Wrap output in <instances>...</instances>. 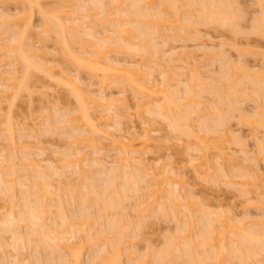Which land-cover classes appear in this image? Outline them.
I'll list each match as a JSON object with an SVG mask.
<instances>
[{
    "label": "rangeland",
    "instance_id": "374dc122",
    "mask_svg": "<svg viewBox=\"0 0 264 264\" xmlns=\"http://www.w3.org/2000/svg\"><path fill=\"white\" fill-rule=\"evenodd\" d=\"M105 2L107 1V0H104ZM104 1H103V4L104 5H108V4H110V2L108 1V2H106V4L104 3ZM179 1H182V2H184V1H186V0H179ZM193 1V0H192ZM200 1V0H199ZM258 1H261V0H233V2H236V3H234L233 4V2H231V0H230V2L232 3V5L233 6H235V8H238L237 10L238 11H236V15L238 14H240L241 15V20H237L236 22H239L236 26H234L235 28L236 27H238V28H236L238 31H236V33L235 32H233L229 27H221V24H220V26L218 25V24H209V25H203V23L202 24H200L199 26H195V29H196V27H199V30L201 31L200 33H201V35L200 36H202L201 37V39H203V42H204V45H208L207 47H214V46H217V43H218V45H221V43L223 44L224 43V45H227L225 48L227 49L226 51H228L227 52V54H225V56L224 55H221V56H215L214 57V55H209V54H207L206 55V53H204V52H202L201 50H200V46H198L199 44H201V46H202V43H197V42H193V40L192 41H189V39L190 38H187V37H185L184 39L180 36V38L179 39H181L182 38V40H177V39H175V34L173 35V30H176V28L178 29V24H181V22L179 23H176L175 25L176 26H173V27H171L173 24H172V22L174 21V20H170L171 18H167L168 16H170V15H166L165 16V18H167L166 20H168V21H163L164 23H162V26H160L161 28H162V31L161 30H158L159 31V34H158V32H156L157 30V28L155 29V28H151V26L152 27H154V26H156L157 24V21H155V22H153L152 20H149V21H152L153 23H150V25L148 24V25H146V26H148V28H149V31H147V37L145 38V40H143L142 41V43H140V44H138V38H136V41L135 40H132L133 42H134V44H138V45H142V46H145V47H143L144 49H149L150 50V52L151 53H153V54H157L158 52L160 53H158L157 54V56L155 55L154 57H153V59H151L150 58V56H147V55H145V56H143L140 52H137V54L138 53H140V55L141 56H143L144 58H141V60H140V57H138L137 56V54L135 53L136 51H134V52H132V50H130V49H126L127 51H125L124 49L123 50H121V51H123V52H121V53H119V51H118V53H116V52H112L111 51V54L108 56V57H111L112 56V58L111 59H115L116 61H117V59H120V60H118L119 62L121 61L122 63H124L126 60V63L125 64H131V65H129V66H134V64L136 65V63H138L139 64V66L140 65H142V69H144V67H146L145 68V72H144V70H143V74L141 75V73H139L140 71L138 70L137 71V69H135V71H134V76L136 75V79H137V74H140V75H138V77L140 76V78H142V80H145V79H147V80H145V81H148V84H149V81L152 79V81H154V82H158L157 84H159V83H161V73H160V75H159V68H158V70L159 71H157L156 72V67H155V65L153 64V62L156 60V58H158V57H160L159 58V62H157V63H159V66H160V64H161V66L162 67H164L163 66V64L165 63V62H168L169 60H170V58H175V57H172V56H174L176 53L177 54H179V53H185V54H182L183 56H184V58H183V56L182 57H180V58H182V59H184L183 61H179V60H177L178 62H176V61H172L173 63H171V60L169 61L170 63H171V65H173L172 66V68L174 69H172L171 70V72H173V73H175L176 75H178L179 74V76H177V79H178V77H180L179 79H180V86L178 85L177 87H178V89L180 90V88H181V94H179L176 90H178L177 89V87H176V85H177V82L176 83H173V84H170L171 85V90L173 89H175V91L178 93V95H176L177 93H175V99H174V101L176 100V98L177 97H179V98H183L184 97V95H186V93L183 91V89H185L187 86L185 85V84H188L189 82H191L192 83V81H189L188 83L186 82V80L188 79H190L189 77L190 76H192V75H194L195 73L193 72V73H191L192 71H194V70H196V72L198 73V75H200V73H201V78L203 77V79H204V81L203 82H205V84L203 83V87L201 86H199L200 88H194L195 89V91H196V95H197V97H195V95H194V97H195V99H194V102L192 103V104H190V105H187V100L185 101H182L181 99V101H179V104L181 103V105H184V107L185 108H183V106H182V108L181 109H177L176 111L174 110V115H176V113H177V115H179V116H181V114H182V116L184 115V118H182V119H185V120H182L183 122H186V123H184L183 124V122L181 121V123L183 124V126L186 128V129H190L189 131H191V132H194L195 134H196V132L200 129L199 128V126L201 125V123H205V120H204V118H207V119H209L208 120V122H209V124H208V122L205 124V125H203V126H200V127H203V128H201V130H205V126L206 125H209L210 126V128H212L214 125L216 126V128L215 129H219L220 131H223V130H228L229 132L231 131V132H233L232 134H236L235 136H237V135H239V136H241L242 138H243V143H245V144H243V146L245 147L244 148V150L247 152V154H246V156H248L247 158H250V160L252 159V161L251 162H249V163H247V164H245L247 167H248V165L250 164V165H258L259 166V168L262 170V172L264 173V130L263 129H261V128H259V129H257V127H259V126H254V125H252L251 123L252 122H250V120L251 119H253L252 117H254V115H255V113L256 112H258V111H261V109L262 108H264V91H259L258 93H255L254 92V89H256V88H254V85H253V82L252 83H250L249 82V80H247V81H245L246 79H248V78H245V80H244V76L245 75H243V72H236V74H234L235 75V77L234 78H236V83H237V86H236V89L239 91L237 94H239V96L241 97V98H239L238 96H237V101H239L238 103H236L237 104V108H239V110L237 109V108H235L236 110H234V111H231L230 112V114H227V116H226V113H228L227 111H224V112H226L225 114H224V126L222 125V127L220 128L218 125H220V124H222L221 122L222 121H220V120H217V116H218V113H217V116L215 115V110L217 109V107H215L216 105H218L217 104V102L219 101L218 100V95H216L215 93H213L212 91H210V90H208L207 88H204L205 86H206V84H208L209 83V88H211L212 86L214 87L215 85L217 86L216 88H218V84H219V82L221 83V84H224L225 83V86H224V92H226V89L225 88H227L228 87V85L230 84V83H228L227 82V80H226V82L224 81L225 80V78L223 77V73H225L226 71H229V69H225L226 71L225 72H223V68H222V66H224L222 63H224L225 64V62H227V60L226 59H228L229 58V60H231V62H233V64L235 63H237V62H239L238 60H240V58H241V56H242V58H241V60L240 61H244V63L246 62V64L248 65V67L251 69V68H254L255 66H257L259 69H262V65L264 66V53H262V52H264V37L263 36H260V35H255V33L253 32V26L252 25H254L255 24V19L257 20L258 18H260V16H262V11H263V9H261V8H264V7H260V3H262V2H259L258 3ZM263 1V0H262ZM23 2V1H22ZM21 2V0H0V17H2V13H8L9 15H11L12 16V20H11V23L12 24H15L14 22L17 20H15V19H13V16H18V18H19V16L22 18V17H25V15L29 12V13H31L29 10L31 9L30 7H32V5L30 6V4L28 3V2H23L22 3ZM96 2V0H37V4L38 5H36V3L33 5V7H32V18L33 19H31V21H32V28H31V30H30V28H29V30H30V32L28 33L29 34V40H30V42H28L32 47H35L34 49L36 50V49H38V51H40V49H42L41 50V52H43V53H48V55H47V57H48V59H47V57H46V63H47V61H49L48 63H49V65H47L48 67H51V65H52V67H51V69L52 68H54V70L52 69V71H50L49 72V70H51V69H47V67H45V65H46V63L45 62H42L41 60H40V58L38 59L39 61H37V63L38 62H40V63H42V65H43V70H40L39 68L42 66H39L36 70H38L39 69V71H35V69H31L30 70V72H28V74H29V76H27V78H26V83L28 84L27 86H29V90L27 91V90H23V92H21L19 95L20 96H18V98L17 99H15L14 97H13V100H12V97H10L11 95L10 94H12V93H10L9 94V92H8V95L7 96H9V98L7 97V101L8 100H12V102H9V103H11V106H10V108H9V103L8 102H5V103H3V115L2 116H0V117H4L5 118V120L2 118L1 119V121L2 120H4V121H6L7 120V122H3L4 123V125L2 124V122L0 121V124H2V126H0L1 128H0V136H1V134H4L5 135V133H1L3 130H5L4 128L5 127H7V125L9 126L10 125V127L9 128H11L12 127V129L14 130V132H13V134H14V137H15V140H16V142H18L20 145L22 144V143H24V144H22V146L21 147H23L24 148V150H25V152L24 153H27V156L26 157H29V159L30 160H33L34 162H40L41 164H42V167L45 169V173L46 174H48V180L46 181V183H47V185L49 184V185H51L47 190H49V191H47L46 192V194L47 193H50V194H47L46 196H45V198L46 199H49V200H47L46 202H47V204L48 205H51L52 206V208H51V206H50V209H51V211H54V213L56 212V214H55V218H57L56 217V215H57V209L56 208H58V207H55V205L53 204V202L54 201H56L57 200V198H62V200H63V202H64V204L66 205L65 206V208H66V214H71V215H73V213H75L74 215H76V214H78V213H80V211L82 212V210L83 211H85L84 210V207H83V209H82V205H80V203H79V197L83 194V193H85L86 191H87V186L89 185V183H90V181H91V178L95 181H98V180H100V181H98V183L99 184H104V182L108 179L106 176H107V171L106 170H108V169H110V168H112L111 170L113 171L114 170V167L117 165L118 167H119V165L120 164H122V163H119V162H121V161H119V160H121V156H118L117 155V153H116V151H118L119 149H120V147L119 146H116L117 144H114L113 145V143H112V141H110L109 142V138H107V137H105V135L103 134V132H106L107 134L109 133V134H111L112 133V139L113 138H116V140H117V135L118 136H120V135H124L126 138H127V140H125V142L124 143H130L131 142V140H135L134 141V144H135V146H136V148H135V146H134V150L135 149H137L139 146H141V145H143L142 143L146 140V135L148 134L146 131H148L149 133H150V135H151V137H152V141L151 142H149V147H147L146 148V150L145 151H142V153H140L136 158L137 159H139L140 161H143V162H146L145 164H149V166H152V168H153V171H154V174L156 173H159V170L160 169H162L164 166H168L169 165V167L168 168H172V171L175 173V176H171V181L172 182H175V183H181L182 181H183V185L186 187V189L187 190H189L187 193H191L192 195H193V198H194V201H195V199H196V201L198 202V200L200 201V202H202V201H205L204 202V204H207V206H208V208H211V210H209L208 208V210L209 211H212V209H213V207L215 206V208L214 209H220V207H222V211L223 212H221L220 214H222V213H224V211L226 212V214H227V212L228 213H230V214H228V215H231V217H232V219H235V220H245V226H242V227H238L237 226V228H234L233 229V232L232 231H230L231 233H234L233 234V236H234V239H235V237L236 236H239L240 235V231H239V229H248L249 230V228L251 229V228H255V225H251L250 226V220H248V218L249 219H252L253 218V220H256V219H259L260 220V218H261V220L262 219H264V211L262 212V210H264V204H262L263 203V201H262V203H261V200H264L263 198H264V187L263 188H261L260 190L259 189H257V190H259L260 191V193H262V195H263V197H262V195L259 193H255L254 195L253 194H251L249 197H250V200H249V198L246 196H244V195H242V193L240 194V191L238 190V189H241L243 186H239V185H237L238 183L240 184L241 182H242V180L244 179V178H242L241 176H242V174H244V171L247 169V167H246V169L245 168H243L242 167V169H240V167H236L235 168V166L232 168V164H230V162L229 163H226V162H228V161H226L225 163V165L224 164H222V165H220V166H222V167H220V168H218V163L216 162L215 164H218V165H216L215 166V168H218L217 169V171L216 170H213V169H211V171L210 170H208L207 172H205V173H203V174H205V175H201V174H199L195 169L197 168L196 166H193V165H196V163H197V166L199 165L198 164V162H195V164H194V162H193V164L191 163L192 161L190 160V159H192L193 160V158L192 157H190V155H195L196 156V154H198V153H196V154H193V152L195 151V152H197L196 150H198L201 146L200 145H202L201 144V142H199L198 141V136H200V137H202L201 135H203V134H200L199 133V135L197 136V138H195L194 136H192V138L194 137V139H192L191 137H185V136H180L178 133L179 132H175V128H174V130H173V128H172V125H170L169 123H170V121L169 120H165L164 118L163 119H161L162 117L161 116H157V115H153L152 113L153 112H157L158 113V111H156L157 110V106H158V104L157 103H159L160 104V100L162 99H160L159 97H156V96H153L152 95V93L151 94H149V95H151L152 97H148V95H146V99H147V101H148V98H149V101H150V98H152V101L153 102H156L157 100H159V102L157 101L156 102V105H155V103H154V106H153V104L150 106V105H148V107L150 108H146L147 106H142L143 107V109L141 108V106H139L138 107V101L140 100V98H139V100H138V97H140L141 96V94H142V92H141V94H139L140 96H137L135 93H137V92H133L132 90H130V88L128 87V86H126V84H125V82H120V80H121V78H123V76H122V74L120 75L121 76V78H120V76H119V74H118V76H116V78H120V80L118 81V80H115L116 78H115V74L116 73H113V74H111V73H108V72H106V73H108V75H109V79L107 80V76L105 77L106 78V80H105V78H104V81H103V78H102V75L103 74H101V76H100V74L99 75H96V73H94V72H92V71H90V69H88V68H86V69H82V68H80L81 66H79L78 67V65H77V63H73L74 61L72 60V58L71 57H69V56H66L67 54L65 53V51L63 52V50H62V52H61V47H60V45H59V43H61L60 41H61V38H58V37H61V36H59V34H58V32H57V29H55V30H53L52 32H47V33H49V34H47V35H45V34H43L42 32H44V21L42 20V19H44V17L42 16V15H40V12H41V10H43L42 12L43 13H46L47 14V12H48V14H51V16L52 15H54V16H58V17H62L61 19H65V20H63L64 21V24H66V25H64L63 24V28L64 29H66V30H71V31H66V32H68V34H66L65 32H64V29H63V32L65 33V37L67 38L66 40L68 41V38L71 36V34L73 35V33L75 34V31H76V34H77V32H78V30H77V27L78 26H80V24L82 25V26H80V28H82L83 29V27H86V25H88V23H90L88 20V23L85 25V22H86V18L88 19V18H90V17H87L88 15H89V13H88V15L86 16V12H84V11H86L85 9H84V6L86 5V6H88L89 4V7L90 6H95V4H97V3H95ZM157 2V1H156ZM181 2V3H182ZM196 2V1H195ZM264 2V1H263ZM86 3V4H85ZM160 3V2H159ZM157 4H158V2H157ZM84 5V6H83ZM111 5H113V4H111ZM115 5V4H114ZM113 5V7H115ZM155 5V4H154ZM178 5H180L179 3H178ZM36 6H37V8H36ZM110 6V5H109ZM108 6V8L109 9H113V7L111 6V8ZM130 5H128V7H129ZM156 6H158V5H155L154 7H155V9L157 8L158 9V7H156ZM261 6H264V3H263V5H261ZM38 7H41V9L40 8H38ZM91 7V8H92ZM62 8V9H61ZM88 8V7H87ZM86 8V9H87ZM116 8V7H115ZM127 8V7H126ZM124 6H123V10H125L126 9ZM175 8V7H174ZM233 8V7H232ZM38 9H40V10H38ZM58 9H59V11L60 10H62V11H58ZM128 9V8H127ZM130 9H131V7H130ZM133 10V9H132ZM132 10H130L129 11V9H128V12L125 10V11H123V12H119V13H126V14H121V17H119L118 19H120V18H122V16H126L127 14H129V13H131L132 14ZM150 10H153V9H150ZM39 11V12H38ZM45 11V12H44ZM59 13H58V12ZM115 11V10H114ZM132 11V12H131ZM56 12L59 14H57L56 15ZM73 12V13H72ZM97 12V11H96ZM153 12H157V11H155V10H153ZM170 12H173V11H170ZM238 12H240V13H238ZM28 13V14H29ZM60 13H61V15H60ZM91 13V12H90ZM94 14V15H93ZM96 14L93 12L92 13V16L94 17ZM133 15H134V17L132 18V16L130 17H123L122 18V20H125V19H128V21L130 20L131 21V19L130 18H132V19H134L135 18V14H134V12H133ZM28 16H31V14L30 15H28ZM50 16V15H49ZM86 18H85V17ZM43 17V18H42ZM92 17V18H93ZM97 16H95L94 18H96ZM102 17V20H103V18H104V16H101ZM118 17V16H117ZM240 17V16H239ZM239 17L237 18V19H239ZM15 18V17H14ZM57 18V17H56ZM78 19V21L77 22H75V20L74 19ZM84 18V19H83ZM114 18H116V17H114ZM152 18V17H151ZM76 19V20H77ZM97 19H99L98 21H94V19L92 20L93 22H95V23H93L92 25H93V31H95V32H93V33H95V35H96V38H98V40H100L99 38H103L104 36H107V35H111L110 37H113L114 35H116V34H113L111 31H112V27L110 26L111 24H108L107 25V22H106V25H105V23L102 25L101 24V22H100V17L99 18H96V20ZM135 19H137V18H135ZM139 19V18H138ZM68 20V21H67ZM69 20H71V22L69 21ZM177 20V19H176ZM2 21H3V19L1 20V18H0V25H2V24H4V23H2ZM18 21V20H17ZM83 21V23H81ZM127 21V20H126ZM139 21H141L140 19H139ZM148 21V20H147ZM67 22H70L69 24L67 23ZM100 22V23H99ZM144 22H145V20H144ZM170 23V24H172V25H168L167 23ZM73 23V24H72ZM109 23V22H108ZM147 23V22H146ZM155 23V24H154ZM160 23V22H159ZM196 23V22H195ZM75 24H76V26H75ZM85 26H84V25ZM154 26H153V25ZM161 24V23H160ZM163 24H165L164 26H163ZM10 25V27H12V25L11 24H9ZM16 25V24H15ZM20 25V24H19ZM67 25H70V26H68L67 27ZM72 25H73V27L75 28H73L72 27ZM130 25V28H131V24H129ZM4 25H2V27H3ZM8 26V25H7ZM21 26V25H20ZM103 26V27H102ZM105 26H106V29L108 28V33L107 32H105ZM132 26H133V24H132ZM180 26H183V23H182V25H180ZM15 28H17L16 26H14ZM19 27V26H18ZM90 27V26H89ZM89 27H87V28H89ZM126 27V26H125ZM127 27H129V26H127ZM126 27V28H127ZM159 27V26H158ZM164 27H168V29H165L166 31H168L169 32V28L171 29L172 28V36L171 37H173V39H175V41L177 42V43H175L174 41H171V40H167L165 37H167L168 35H169V33L168 32H164L163 30H164ZM15 28H12V30L14 31L15 30ZM22 28H24V27H22ZM22 28H21V30H22ZM57 28V27H56ZM79 28V27H78ZM161 28H159V29H161ZM84 29H86V28H84ZM90 29V28H89ZM89 29H87V31H89ZM92 29V28H91ZM127 29H129V28H127ZM132 29H134V26H133V28H131V30ZM155 29V30H154ZM17 30H19V29H17ZM72 30H74V31H72ZM114 30V29H113ZM148 30V29H147ZM154 30V31H153ZM4 31V30H3ZM13 31H10L9 30V32L8 33H10V32H13ZM84 31V30H83ZM82 30L80 31V32H82L83 34L85 33V35L86 36H84L83 38H84V40H85V38H87L88 37V39L87 40H89V34H90V32H89V34H86V32H83ZM86 31V30H85ZM107 31V30H106ZM109 31H110V33H109ZM137 31V30H136ZM144 31V33L146 32L145 30H143ZM190 32H191V30H189ZM189 31H188V34H187V36H190L189 35ZM28 32V31H27ZM72 32V33H71ZM114 32V31H113ZM155 32V33H154ZM163 32V34L161 35V33ZM8 33L7 34H3V32H2V30H1V27H0V45L2 46V43L4 42V41H2V39L3 38H5L6 40L8 39H10L11 40V37L9 38V36H11L12 35V33L11 34H9L8 35ZM15 33V32H14ZM13 33V35H15ZM69 33H70V35H69ZM92 33V32H91ZM137 33H140V32H138L137 31ZM137 33H135V31H134V34H137ZM143 33V35L145 36V34ZM154 33V35H152ZM157 33V35L155 36V34ZM185 33V32H184ZM254 33V34H253ZM3 34V35H2ZM26 34V33H25ZM79 34V33H78ZM141 34V33H140ZM167 36H166V35ZM12 35V36H13ZM27 35V34H26ZM25 35V36H26ZM82 35V34H81ZM81 35H79V37L78 38H80V36ZM89 35V36H88ZM118 35V34H117ZM117 35L115 36V37H117ZM122 35V34H121ZM161 35V36H160ZM165 35V36H164ZM177 35H179V34H177ZM176 35V36H177ZM186 35V34H185ZM28 36V35H27ZM124 36V35H123ZM129 36V35H128ZM127 36V37H128ZM144 36H142V34H141V36L138 34V36H134V37H139V41H141L140 40V37H144ZM163 36V37H162ZM204 36H205V38H204ZM15 37V36H14ZM109 37V36H108ZM109 37V38H110ZM115 37H113V39L115 38ZM126 37V36H125ZM179 37V36H178ZM191 37H193V36H191ZM210 37V38H209ZM26 38V37H25ZM92 38V37H91ZM90 38V41L92 42V43H94L95 42V40H97V39H95V40H93V39H91ZM95 38V37H94ZM163 38V39H162ZM164 38H165V40H164ZM169 38V37H168ZM187 38V41H185V39ZM208 38V39H207ZM27 39V38H26ZM70 39V41L72 40L71 38H69ZM105 39H107V37L105 38ZM210 39H211V42H213L214 44V46L212 45V43L210 42ZM213 39V40H212ZM5 40V41H6ZM8 40L6 41V42H8ZM9 40V41H10ZM58 40H60V41H58ZM93 40V41H92ZM98 40L95 42V43H97L98 42ZM102 40H104V39H102ZM191 40V39H190ZM208 40V41H207ZM215 40V41H214ZM26 41V40H25ZM70 41H68L69 43H70ZM81 41V42H80ZM110 41H111V39H110ZM165 42V44H164V42ZM179 41V42H178ZM181 41H184V42H182L181 43ZM78 42V41H77ZM85 42V41H84ZM83 42V43H84ZM132 42V43H133ZM216 42V43H215ZM73 43L74 42H72V43H70L71 44V46L73 45ZM79 43H82V40L80 39L79 40ZM86 43V42H85ZM88 43V42H87ZM206 43V44H205ZM235 45H234V44ZM4 44V43H3ZM98 44V43H97ZM216 44V45H215ZM234 45V47L236 46V44H238V46L237 47H241L240 48V50L242 49V50H244L245 51V49L246 50H248L247 51V53L246 52H244V51H242V53H243V55H242V53H239V52H236V50H235V48L234 47H232V45ZM75 47H74V45H73V47H71L72 49H73V53L75 54V56H77L78 54H80L81 53V51L83 52V54L81 53V55L82 56H85V57H83V58H85L86 59V56H87V59H89L91 56H89L88 54H87V52L90 54V52L88 51V50H92V51H94L93 49H92V47H91V49H90V46L88 47V48H86V49H84L85 47L82 45V48H80L81 46V44H76L75 43ZM89 45V44H88ZM152 45L154 46V48H152ZM229 45H230V47H232L233 49H231L230 47H229ZM133 46H135L136 47V45H133ZM142 46H138L140 49L142 48ZM159 48H158V47ZM138 47H137V49H138ZM198 47H199V49H198ZM219 47V46H218ZM236 47V48H237ZM93 48H95V47H93ZM115 48V47H114ZM173 48L175 49L174 51H173ZM224 48V47H223ZM82 49V50H81ZM96 49V48H95ZM134 49V48H133ZM156 49V50H155ZM158 49V50H157ZM27 50V49H26ZM80 52H79V51ZM87 51L86 52V54L84 53L85 51ZM135 50V49H134ZM200 50V51H199ZM225 50V49H224ZM250 50V51H249ZM37 51V50H36ZM91 51V52H92ZM139 51V50H138ZM148 51V50H147ZM171 51V52H170ZM237 51H239V50H237ZM41 52H39L40 54H41ZM78 52V53H77ZM130 52L132 53V54H130ZM249 52V53H248ZM42 53V54H43ZM103 53V52H102ZM102 53H100V54H102ZM105 53H107V52H105ZM108 53H110V52H108ZM114 53V54H113ZM125 55H124V54ZM149 55H150V53L149 52H147ZM175 53V54H174ZM186 53L189 55H187L189 58H186L185 59V57H187V56H185L186 55ZM204 53V54H203ZM246 53V54H245ZM262 53V54H261ZM28 54V53H27ZM32 54V57H33V59L35 60V62H36V59L39 57V55H38V57L37 56H33L34 54L36 55V53L34 52V53H31ZM31 54H28V55H31ZM120 54V55H119ZM127 54V55H126ZM130 54V55H129ZM133 54H136V56L137 57H135V55L133 56ZM169 54V55H168ZM172 54H174V55H172ZM2 55V54H1ZM0 55V56H1ZM50 55V56H49ZM106 55V54H105ZM192 55V56H191ZM241 55V56H240ZM262 55V56H261ZM11 56V55H10ZM46 56V55H45ZM127 56H130V57H127ZM147 56V57H146ZM152 56V55H151ZM227 56V57H226ZM239 56H240V58H239ZM244 56V57H243ZM107 57V58H108ZM114 57V58H113ZM193 57V58H192ZM222 57L223 58H225V62H224V59H222ZM6 58V57H5ZM12 58V56L11 57H9L8 56V58H6V59H4V57L2 58V56L0 57V66H4V67H0V70L3 72V70H4V72H3V76H4V73H9L8 74V76H10V70L12 69V68H14V61L11 59ZM69 58H71V60L69 59ZM78 58H81V57H78ZM82 58V59H83ZM135 58V59H134ZM139 58V59H138ZM3 59L5 60L4 62H2L3 61ZM9 59V60H8ZM11 59V60H10ZM33 59L32 58H30V60H32L33 61ZM50 59V60H49ZM162 59V60H161ZM221 59L223 60V61H221ZM2 60V61H1ZM54 60L55 62H52V61ZM125 60V61H124ZM136 60V61H135ZM158 60V59H157ZM164 60H165V62H164ZM167 60V61H166ZM9 61V62H8ZM10 61H12L13 63L11 64V62ZM71 61H73V62H71ZM124 61V62H123ZM131 61H134L135 63H131ZM161 61V62H160ZM86 62V61H85ZM84 62V63H85ZM168 62V63H169ZM195 62V63H194ZM230 62V61H229ZM230 62V63H231ZM7 63V64H6ZM11 64V65H13V67L11 68L10 66H8L9 64ZM52 63V64H51ZM87 63V62H86ZM168 63H166L167 65H168ZM240 63V65L243 63V62H239ZM256 63H258V64H256ZM16 64V63H15ZM22 64V63H21ZM21 64H17L15 67H17V71L19 72H17L18 74V76H19V78H21L22 80H24V78L26 77L24 74H23V68L25 69V67H23L22 68V66H24V65H22L21 66ZM76 64V65H75ZM89 64V63H88ZM156 64V63H155ZM194 64H196V65H194ZM232 64V63H231ZM233 64H232V66H233ZM234 64V65H235ZM238 64V63H237ZM237 64H236V66H237ZM262 64V65H261ZM55 67H54V66ZM102 65V64H101ZM165 65V64H164ZM230 65V64H229ZM245 65V64H244ZM38 66V65H37ZM138 66V65H137ZM158 66V65H157ZM231 66V67H232ZM238 66H239V64H238ZM242 66V65H241ZM261 66V67H260ZM6 67V68H5ZM104 67H105V65H104ZM141 67V66H140ZM166 67V66H165ZM168 67H169V65H168ZM180 67H183V69L182 68H180ZM226 67H227V63H226ZM8 68H9V70H8ZM42 68V67H41ZM101 68V67H100ZM131 68V67H130ZM134 67H132V69H133ZM167 68V67H166ZM185 68V69H184ZM191 69V71H190V69ZM236 67H234V69H235ZM256 68V67H255ZM264 68V67H263ZM46 69H47V71H46ZM80 69H82V70H80ZM107 69V68H106ZM162 69V68H161ZM170 69V68H169ZM234 69H233V67L231 68V71H233L234 72ZM15 69H13V71H14ZM44 70L46 71V73H48L50 76L52 75V76H54V78H52V76H51V78H50V76L49 75H47L45 72H44ZM61 70H62V72H61ZM64 70H65V72L71 77H78V79H80V81H82V84L84 85L85 84V86H83V88L84 89H86V88H88L89 89V87H90V89H91V91H96V94L98 95H100L101 93H104V95L106 96V97H108L109 99L111 98L114 102L112 103V104H114L115 106H118L119 107V99H127V101H128V103H129V109L125 112L122 108H120L119 107V113H121V122H120V124H122L121 126H116V125H113L112 127L113 128H110L109 130H108V128L110 127L109 125H112V124H110V123H115L116 122V120H115V118L114 119H112L111 121L108 119V121H106L107 119L104 117L103 119H102V114L103 115H106L105 113H103L104 112V108L102 107H100L99 106V108H97L98 106H97V104H92L89 100H88V98H84L85 99V104H88V106L90 105V103H91V105L88 107L87 105V107L88 108H90V110H92V112H93V114H92V112H90L91 114H92V116L94 115V117L95 118H98V120H99V118L102 120V123L101 122H99V124H100V126H105L106 125V128L104 127V128H98L99 129V132L102 130L103 132H100V134H99V132L96 134H93V136H92V133H91V137H93V140H94V142L96 143V142H98V143H94L95 145H93V143H89L90 141H88V139H89V137H88V139L86 140V137H85V142L86 141H88V146L86 145V147H87V149H85L86 147H84L83 146V144H79V145H81V146H83V147H80L79 145V149L82 151V150H85V153H88L87 155L90 157V159L92 158V159H98V161L100 160V159H102V160H100V161H103V159H104V164H103V166L105 165L106 167L105 168H107V169H105V170H103L102 169V167H101V163H97L98 165H94L93 167H95L96 169L98 168V166L100 165V169H101V172L100 173H98L99 172V168L97 169V171L98 172H96V169H94V168H89L88 166V168L86 167V170L87 169H91L90 171L91 172H89V174H86L85 176L86 177H88L89 176V178H85L84 177V175H83V178H84V180H83V178H82V176H81V178H79L80 176H79V174L78 175H76V173H77V170H76V167L75 168H73L70 164H69V162L67 163L66 161H65V159H66V157H64L63 155L64 154H66V153H68V151L70 150L71 151V148H73L72 150H74V147L76 146V145H73L74 147H71V146H69V145H71V144H69V142H71L72 140H70V138H68L69 136L67 135L68 133H71V131L70 130H72V128H70L69 126H68V124H66V121H65V119H64V117H63V115L64 116H67L68 114H71L72 115V117H76V120L73 122H70V124L71 125H73L74 123H76V124H79V127H81L82 129H83V132H85V130H86V133H87V131H89L91 128H89V126H87V125H84V124H86V123H84L83 122V120H82V118H80V115L79 114H81V113H76L75 111H77L78 109H79V107L77 106V104L78 105H80V103H84L83 101L84 100H82V99H80V97H78V95H76L75 93H74V95L72 94V92H73V89H72V87H73V84H75V83H73V84H71V82L72 81H69V84H68V81L66 80V78L68 77V76H65L64 74H65V72H64ZM89 70V71H88ZM110 70V69H109ZM163 70L164 69H162L161 71H162V75H164L163 74ZM199 70V71H198ZM12 71V70H11ZM104 71V70H103ZM102 71V72H103ZM107 71H108V69H107ZM111 71V70H110ZM239 71V70H238ZM241 71H243V70H241ZM91 72V73H90ZM105 72V71H104ZM142 72V71H141ZM188 72L190 73V74H188ZM223 72V73H222ZM232 72V73H233ZM53 73H54V75H53ZM137 73V74H136ZM186 74V77L187 76H189V77H187V79H186V77H185V75H183V77L184 78H182L181 76H182V74ZM245 73V72H244ZM11 74H13V73H11ZM25 74H26V72H25ZM63 76H62V75ZM132 74V75H133ZM166 74H168V72L166 73ZM221 74H223V75H221ZM1 75V76H2ZM6 75V74H5ZM113 75V76H112ZM181 75V76H180ZM211 77H210V76ZM239 75V76H238ZM243 75V76H242ZM2 76V77H3ZM8 76L6 75V76H4L3 77V81H1V78H0V87L2 88L3 86H4V88H2V90L3 89H5V85H6V83L8 82L7 81V78H8ZM13 76V75H12ZM11 76V77H12ZM23 76H25L24 78H22ZM49 76V77H48ZM65 76V77H64ZM100 76V77H99ZM133 76V77H134ZM167 76V75H166ZM170 76L172 77V75L170 74ZM195 76V75H194ZM248 76V75H247ZM250 76V78L251 77H254V76H252V75H249ZM64 77V78H63ZM153 77H157L156 78V80H158V81H155V79L153 80ZM163 77H165V76H162V78ZM173 77H175L176 78V76H173ZM193 77V76H192ZM214 77V78H213ZM221 77H223L224 78V80L221 78ZM72 78V79H73ZM118 78V79H119ZM150 80H149V79ZM199 78V77H198ZM208 78H210V80L211 79H213V81L214 82H212V80L210 81V80H208ZM243 78V79H242ZM6 79V80H5ZM68 79V78H67ZM71 79V80H72ZM183 79V81H181ZM185 79V80H184ZM200 79V78H199ZM217 79H218V81H217ZM253 79V78H252ZM257 79V78H256ZM20 80V79H19ZM69 80H70V78H69ZM102 80V82H100ZM123 80V79H122ZM176 80V79H175ZM191 80V79H190ZM207 80V81H206ZM7 81V82H6ZM106 81V82H105ZM150 82V83H152V85H153V82ZM209 81V82H208ZM215 81L217 82V83H215ZM224 81V82H223ZM229 81V80H228ZM231 81V80H230ZM253 81V80H252ZM12 82V81H11ZM67 82V83H66ZM75 82V81H74ZM103 82H105L104 84H103ZM181 82H183V85L181 86ZM184 82H186L185 84H184ZM199 82V81H198ZM200 82L202 83V81L200 80ZM212 82V83H211ZM223 82V83H222ZM9 83H10V81L7 83L8 85H9ZM101 83V84H100ZM201 83H199L200 85H201ZM213 83H215V84H213ZM3 84H5V85H3ZM155 84V83H154ZM196 84H198V83H196ZM211 84V85H210ZM220 84V85H221ZM1 85H3V86H1ZM66 85V86H65ZM128 85V84H127ZM150 85V84H149ZM7 86V85H6ZM68 86V87H67ZM70 86V87H69ZM72 86V87H71ZM93 86V87H92ZM151 86V85H150ZM154 86V85H153ZM173 86V87H172ZM185 86V87H184ZM198 86V85H197ZM208 86V85H207ZM75 87H76V85H75ZM128 87V88H127ZM221 87H222V85H221ZM255 87H256V85H255ZM1 88H0V90H1ZM67 88H69V90L67 89ZM74 88V87H73ZM102 89V92L100 93V91H101V89ZM70 89H72V91L71 92H69L70 91ZM89 89V90H90ZM154 89H156V88H154ZM201 89V90H200ZM204 89H207V90H204ZM264 89V88H263ZM100 90V91H99ZM126 91L127 93H125V92H121V91ZM157 90V89H156ZM156 90H153L152 89V91H153V93L155 94V92H156ZM167 90H169V89H167ZM171 90H169V91H171ZM172 90V91H173ZM186 90V89H185ZM76 91V90H75ZM171 91V92H172ZM201 91V92H200ZM214 91V90H213ZM228 91V90H227ZM231 91V90H230ZM12 92V91H11ZM185 93L184 95H183V93ZM215 92H216V90H215ZM233 92V91H232ZM122 93V94H121ZM123 93H125V94H123ZM145 93H147L148 94V92H144V94L143 95H145ZM166 93H168V91L166 92ZM218 93V92H217ZM226 93H229V91L228 92H226ZM72 94V95H71ZM78 94V93H77ZM170 94V93H169ZM168 94V95H169ZM199 94H200V96H199ZM76 95V96H75ZM110 97H109V96ZM155 95H159L158 93L157 94H155ZM163 95V94H162ZM162 95H160L161 97H163ZM172 95V94H171ZM174 95V94H173ZM172 95V96H173ZM181 96V97H180ZM143 97H145V96H143ZM148 97V98H147ZM169 97H171L170 95H169ZM174 97V96H173ZM186 97H187V95H186ZM155 98V99H154ZM156 98H157V100H156ZM159 98V99H158ZM179 98H177V100L179 99ZM142 99V98H141ZM145 99V98H144ZM185 99V98H184ZM234 99V100H235ZM6 100V99H5ZM10 100V101H11ZM80 100V101H79ZM86 100H88V101H86ZM163 100H164V98H163ZM86 102H88V103H86ZM142 102H143V99H142ZM177 102V101H176ZM7 103V104H6ZM13 103V104H12ZM151 103V102H150ZM178 103V102H177ZM195 103V104H194ZM139 104H140V102H139ZM162 104H163V102H162ZM235 104V103H234ZM93 105V106H92ZM141 105V104H140ZM165 104H163V105H161V106H164ZM185 105H187V106H185ZM155 106H156V108H155ZM160 106V107H161ZM212 106H214V109L215 110H213L212 108ZM85 107V106H84ZM87 107H85L86 109H88ZM94 107V108H93ZM96 107V108H95ZM144 107H145V109H147V111L144 109ZM159 107V108H160ZM191 107H194V108H196V109H198L197 110V112L198 113H196V114H193V113H191L192 115L190 116L191 117V119L190 120H188V118H187V114H189V113H186L187 111H190V109H191ZM207 107H209V108H211V109H209V110H207L208 108ZM78 108V109H77ZM154 108V109H153ZM179 108H180V106H179ZM202 108H204V109H202ZM206 108V109H205ZM140 109H142V111L140 110ZM155 110V111H153L152 112V110ZM203 111H202V110ZM89 110V111H90ZM212 110V111H211ZM232 110V109H231ZM71 111H72V113H71ZM103 111V112H102ZM149 111H151L152 113H150ZM75 112V113H74ZM102 112V113H101ZM141 112H143V113H141ZM149 112V113H148ZM68 113V114H67ZM118 113V114H119ZM179 113V114H178ZM211 113H212V115L214 116H216L217 118H215V116H214V118H213V116L211 115ZM71 115H69L68 117H69V120H70V118H72L71 117ZM82 115V114H81ZM211 115V116H210ZM100 116V117H99ZM67 117V118H68ZM78 117V118H77ZM187 119H186V118ZM63 118V119H62ZM66 118V119H67ZM255 118V117H254ZM73 119H71V120H73ZM101 120H99V121H101ZM114 120H115V122H114ZM146 120H147V122H148V120H151L150 122H152L153 121V123H151L150 125H148V124H146L147 122H146ZM202 120H203V122H202ZM64 121H65V123H64ZM105 121V122H104ZM252 121V120H251ZM109 122V123H108ZM75 124V125H76ZM104 124V125H103ZM116 124V123H115ZM119 124V123H118ZM191 125L190 127L188 126H186V125ZM200 124V125H199ZM211 124V125H210ZM74 125V126H75ZM97 125H98V123H97ZM107 125L109 126V127H107ZM199 125V126H198ZM83 126H85V127H83ZM89 128H87V127ZM99 126V125H98ZM115 126V127H114ZM171 126V127H170ZM212 126V127H211ZM219 128H218V127ZM80 128V129H81ZM214 128V127H213ZM7 129V128H6ZM119 129L120 130H122L123 132H119ZM32 130H33V134H32ZM118 130V131H117ZM200 130V131H201ZM68 131V132H67ZM70 131V132H69ZM91 131V130H90ZM98 131V130H97ZM151 131V132H150ZM5 132V131H4ZM66 132H67V134H66ZM199 132V131H198ZM197 132V133H198ZM89 133V132H88ZM105 133V134H106ZM120 135H119V134ZM201 133H204L205 134V131L204 132H201ZM103 134V135H102ZM223 134V133H222ZM221 134V135H222ZM35 135H36V137H35ZM94 135H96V136H94ZM182 135V134H181ZM218 135H219V133H218ZM107 136V135H106ZM209 136V135H208ZM230 136V135H229ZM5 137V136H4ZM4 137H3V135L0 137L1 139H0V152H1V150L3 149V147H4V149L6 148L5 146H7L5 143H6V141H2L3 139H4ZM33 137V138H32ZM90 137V138H91ZM232 137V135L230 136V138ZM106 138V139H105ZM110 138V139H111ZM132 138H135V139H132ZM175 138V139H174ZM189 138H191V139H189ZM209 139V141H208V144H211V143H218V146H222V147H226V148H224V149H226V151H227V149H228V154L232 157H238L239 156V158L241 157L242 158V156H244V157H246L245 156V154L244 155H242L241 153H240V150H243V149H241V147H240V145H238V142L235 140V142H237V144L235 143V142H233V139L231 138V140H228L227 139V137H226V139L225 138H220V137H218L217 135H212L211 136V134H210V136L208 137ZM229 138V137H228ZM173 140L171 143H170V141L171 140ZM197 139V140H196ZM106 140H108V141H106ZM115 140V139H114ZM169 140V141H168ZM130 141V142H129ZM168 141V142H167ZM198 141V142H197ZM259 141V142H258ZM26 143V144H25ZM71 143H73V142H71ZM82 143H84L83 141H82ZM87 143V142H86ZM85 143V144H86ZM112 143V144H111ZM151 143V144H150ZM258 143H259V145H261V147L260 146H258ZM18 144V147L20 146ZM200 144V145H199ZM3 145V146H2ZM24 145V146H23ZM90 145V146H89ZM91 145H93V146H91ZM98 147H97V146ZM200 146V147H199ZM262 146H263V148H262ZM20 147V148H21ZM90 148V150H89V148ZM92 147H93V150H92ZM102 147V149H103V151H102V149H101V156L99 155H96V156H93L92 154H91V152L93 151L94 152V150L95 149H97V148H101ZM119 149H118V148ZM143 146H141L140 148H142ZM169 147V148H168ZM190 147V148H189ZM228 147V148H227ZM26 148H28V149H26ZM70 148V149H69ZM83 148V149H82ZM139 148V149H140ZM9 149V148H8ZM11 149V148H10ZM115 149V150H114ZM145 148H143V150H144ZM170 149V150H169ZM196 149V150H195ZM223 149V148H222ZM26 150H28V151H26ZM121 150V149H120ZM119 150V151H120ZM138 150V149H137ZM11 151V150H10ZM22 151V150H21ZM69 151V152H70ZM89 151V152H88ZM119 151H118V154H119ZM74 152V151H73ZM249 152V153H248ZM10 152H8V154H9ZM14 153V152H13ZM18 153V152H17ZM24 153H23V155H24ZM29 153V154H28ZM210 153H213V154H211L212 156H214V152L211 150V152ZM240 153V154H239ZM4 154V153H3ZM11 154H12V152H11ZM21 154H22V152H21ZM30 154H33L32 156V158H30L31 156H30ZM90 154H91V156H90ZM138 154V153H137ZM136 154V155H137ZM0 155H2V153H0ZM13 155V154H12ZM136 155H134V157L136 156ZM7 156H9V155H7ZM17 156H18V154H17ZM87 156V157H88ZM19 157H21L20 156V152H19ZM88 157V158H89ZM96 157V158H95ZM99 157H100V159H99ZM197 157V156H196ZM199 157V156H198ZM2 158H6L5 157V155H4V157L2 156ZM9 158V157H8ZM7 158V159H8ZM24 157L22 156L21 157V161H23L22 159H23ZM195 158V157H194ZM0 159H1V157H0ZM7 159H4V160H6V161H8ZM18 159V158H17ZM16 159V161H18ZM89 159V160H90ZM134 159V158H133ZM136 159V160H137ZM3 159H1L0 160V162L2 161ZM18 161L19 162V165H18V167L16 168V170L17 169H20L21 170V168H20V166L21 167H23L22 168V170L21 171H25V170H23V169H25L24 168V166L23 165H21V161ZM69 160V159H68ZM73 161V160H72ZM119 161V162H118ZM17 162V163H18ZM27 161L25 160L23 163L25 164ZM118 163V164H116V163ZM143 162H142V164H143ZM219 162H221V161H219ZM3 163H5L4 161L2 162V164ZM22 163V164H23ZM28 163V162H27ZM26 163V164H27ZM71 163V162H70ZM92 164H93V162H91ZM1 164V163H0ZM2 164L0 165V166H2ZM25 164V165H26ZM71 164H73V163H71ZM116 164V165H115ZM221 164V163H220ZM231 166H230V165ZM68 165H70V167L68 166ZM75 166H77L76 164H74ZM140 165H141V163H140ZM144 165V164H143ZM164 165V166H163ZM245 165H244V167H245ZM4 166V165H3ZM7 167L8 166H10V165H6ZM6 166H4V167H6ZM41 166V165H40ZM121 166V165H120ZM90 167H92L91 165H90ZM196 167V168H195ZM1 168H3V167H1ZM9 168V167H8ZM42 168V169H43ZM104 168V167H103ZM43 169V170H44ZM133 169V168H132ZM205 169V168H204ZM208 169V167H206V169L204 170V171H206ZM245 169V170H244ZM88 170V171H89ZM94 170V171H93ZM111 170H108V171H111ZM134 170H135V168H134ZM133 170V171H134ZM18 171V173L20 172L19 170H17ZM29 171H31V170H29ZM28 171V173H30ZM76 171V172H75ZM88 171L86 172V173H88ZM103 171H104V173H103ZM153 171H152V173H153ZM200 171V170H199ZM203 171V172H204ZM8 172V171H7ZM10 172V171H9ZM27 172V171H26ZM44 172V171H43ZM94 172V173H93ZM106 172V173H105ZM242 172V173H241ZM246 172V171H245ZM248 172V171H247ZM4 173H6V171L4 172ZM4 173H3V171H2V177H3V175H4ZM17 173V174H18ZM98 173V174H97ZM112 173V174H111ZM134 173V172H133ZM135 173H137V172H135ZM241 173V174H240ZM22 174V173H21ZM20 174V176H22ZM27 173H25L24 175H26ZM106 174V175H105ZM116 174V173H115ZM113 172H109V175H111V176H113V175H115ZM118 174V173H117ZM248 174V173H247ZM23 175V176H24ZM88 175V176H87ZM108 175V176H109ZM179 175V176H178ZM211 175V176H210ZM250 175V174H249ZM16 176V175H15ZM18 176H19V174H18ZM22 176V178H25V177H23ZM240 176V177H239ZM0 177H1V174H0ZM17 177V176H16ZM208 177H210V179L208 178ZM10 178H12V177H10ZM10 178H8V179H10ZM18 178V177H17ZM20 178V177H19ZM105 178H106V180H105ZM117 178V177H116ZM121 178V177H120ZM119 177L116 179V181L119 183H121L122 181H121V179H120ZM170 178V177H169ZM242 178V179H241ZM7 178L5 179V181H7L8 180ZM29 179V178H28ZM27 179V180H28ZM149 179V178H148ZM148 179H147V181H148ZM151 179H153V178H151ZM155 179V178H154ZM159 178H157V180H158ZM182 179V180H181ZM13 180H14V184H11L10 185V187H11V190H14V196H13V198L12 197H10L11 195V191L9 192L10 194V196L8 195V192L7 193H5V192H1V190L3 191V188L4 187H2V184H4V182H1L0 183V186L2 187L1 189H0V216L2 215V213H3V215H4V212H5V214H6V211H5V209H7V210H9L10 211V207H12L13 209H14V212L17 214L16 216L18 217V214H19V212L21 213V212H23L24 210L23 209H21L22 208V206H23V204H24V198H25V195H24V192H25V190L27 189L26 187H25V185L26 184H24L23 185V183L22 182H24L23 180H22V182H20L19 180H16V179H14V177H13ZM21 180V179H20ZM85 180H87V181H85ZM105 180V181H104ZM135 180H136V178H135ZM160 180V179H159ZM9 181V180H8ZM7 181V182H8ZM12 181V180H11ZM83 181V182H82ZM95 181V182H96ZM154 182H156L155 180H153ZM180 181V182H179ZM244 181V180H243ZM254 180H252V182H253ZM32 184H34L33 183V181H31V179H30V181L28 180L26 183H28L27 184V187H28V185L30 184L31 185V183ZM85 182V183H84ZM154 182H153V184H154ZM171 182V183H172ZM185 182V183H184ZM106 183V182H105ZM116 183V182H115ZM117 183V184H118ZM132 183H134V180L132 181ZM159 183V182H158ZM229 183H237L236 185H233V184H231V185H228ZM254 183V182H253ZM155 184H157V183H155ZM29 185V186H30ZM121 185V184H120ZM144 185V184H143ZM162 185H163V187H164V184H161L160 186H161V188H162ZM9 186V185H8ZM167 187H168V185H166ZM24 187H25V189H24ZM87 189H86V188ZM117 187H119V188H121L122 186H119V184H118V186ZM143 188V187H142ZM144 188H146L145 186H144ZM169 188V187H168ZM28 189H29V187H28ZM31 189V188H30ZM70 189L72 190L73 189V192L70 194ZM141 189V188H140ZM242 189H244V188H242ZM246 189V188H245ZM252 189V188H251ZM5 190V189H4ZM24 190V191H23ZM32 190V189H31ZM126 190V195L127 196H130V197H128V198H126L125 199V197H124V195H122L123 196V198H124V201L123 202H121V203H123V206H124V210L122 211V206L120 207V210L118 209V210H115V211H113L112 212V210H111V212H108V210H107V213H109V214H115L116 212V214H118L119 216H117V215H115L117 218H121L120 220H123V222L125 221V222H128L129 224H131V227L130 226H128L129 228H127L126 227V229H124L123 228V230L122 231H120L121 232V234L123 235V236H125L124 237V241H126V245L124 246L125 247V249H126V247H127V249H129V253H134L135 255L132 257V258H134V259H139V257H143L144 258V260H145V258H147L146 259V261L148 260V264H156V263H160L161 264V262L159 261V259H162V257L160 256V258H158L157 259V256L160 254V252L165 248H168L167 246L171 243V241L173 240L175 243H176V239H178L179 237L178 236H180V228L182 227V226H184L183 224H184V221H185V218L184 217H186L187 215H188V213L187 212H185L184 213V211L185 210H181V213H180V220L181 221H179V220H176L175 219V216L173 215L172 216V213H171V210L169 209V213H171V214H167L168 212H166L165 213V211H168V210H165V211H162L161 210V212L162 213H159V211H158V213H157V210L154 212L153 211V207H151V209H152V213H151V211H150V209L146 206L147 205V203H148V200H150V199H147L148 197H145L147 200H143L142 198H140L139 196V193H138V191L137 192H135V190H133L134 192H132V190H131V192L128 190V189H125ZM166 190H167V188H166ZM170 189H168L167 191H169ZM254 190V189H253ZM256 190V189H255ZM29 191V193H30V196H32V194H31V192H30V190H28ZM166 191V192H167ZM239 191V192H238ZM33 192V191H32ZM36 192V191H35ZM76 192V198H78L77 200L75 199V198H71V196L73 195V193H75ZM140 192V191H139ZM143 192H144V194H145V192L146 191H144L143 190ZM23 193V194H22ZM51 193H53L52 194V197L53 198H55V199H53L50 195H51ZM67 193V194H66ZM87 193V192H86ZM84 194V195H87V194ZM138 193V194H137ZM35 194V193H34ZM134 196H133V195ZM137 194V195H136ZM141 194L143 195V193H142V191H141ZM176 194V193H175ZM178 194V193H177ZM190 194V195H191ZM23 195V196H22ZM37 195V194H36ZM66 195H69V197H70V200L67 202L66 201ZM71 195V196H70ZM75 195V194H74ZM84 195H82V196H84ZM146 195V194H145ZM144 195V196H145ZM191 195V196H192ZM244 196V197H242V196ZM259 195H261V196H259ZM35 196V195H34ZM38 196V195H37ZM81 196V198H83ZM89 196V199L90 200H93V199H95L96 198V196H95V194H89L88 195ZM133 196V197H132ZM137 196V197H136ZM257 196H259L260 197V199H258L259 197H257ZM24 197V198H23ZM73 197H75V196H73ZM26 198H27V196H26ZM25 198V199H26ZM31 199H35L34 197H30ZM30 198H28V200H29V202L28 203H31L32 202V200L30 201ZM50 198H51V200L53 201H51L50 200ZM140 198L142 201H144L145 202V204L144 205H142V206H140L141 208L140 209H137V208H135V206H134V204L135 203H137V202H139V201H137L138 199ZM137 201H135V200ZM151 199H153V198H151ZM246 199H248L249 200V202L246 200ZM75 200V201H74ZM82 200V199H81ZM80 200V202H82ZM120 200H122V199H120ZM154 200V199H153ZM14 203V205H16V206H14L13 204H12V202ZM49 202V203H48ZM52 202V203H51ZM141 202V201H140ZM147 202V203H146ZM152 202V201H151ZM27 202H26V204H28ZM55 203V202H54ZM203 203V202H202ZM32 204H33V202H32ZM53 204V205H52ZM86 204H88L89 205V203H85V204H83V205H86ZM219 204H220V207H218L219 206ZM216 205H218V206H216ZM33 206V205H32ZM126 206V207H125ZM210 206V207H209ZM54 207V208H53ZM86 207H87V210H88V206L86 205ZM118 207V208H119ZM145 207V208H144ZM146 207H147V209L150 211L149 213H148V211L146 210ZM218 207V208H217ZM24 208V207H23ZM89 208H91L90 206H89ZM142 208H143V210H142ZM196 207H194V209H195ZM116 209V208H115ZM183 209V208H182ZM197 209V208H196ZM195 209V211H197ZM12 210V209H11ZM20 210V211H19ZM23 210V211H22ZM138 210V211H137ZM50 211V212H51ZM89 211L94 215V217H93V215L91 214V222H94V220L95 219H97L98 218V210H97V208H93V209H89ZM110 211V210H109ZM122 211V212H121ZM145 211H147V212H145ZM8 212V211H7ZM18 212V213H17ZM25 212V211H24ZM59 212V211H58ZM86 212V211H85ZM84 212V214H86ZM90 212H88V213H90ZM94 212L96 213V215L94 214ZM126 214H125V213ZM139 212L141 213V214H139ZM142 212H144L145 214H143ZM183 212V213H182ZM213 212H215V211H213ZM216 212H220V211H216ZM15 213H14V217H15ZM53 213V214H54ZM106 213V212H105ZM151 213V214H150ZM164 213L165 214H167V215H164ZM52 213H50L49 215H48V218H49V216L51 215ZM80 214H82V213H80ZM109 214H106L107 216H105V219H106V217H110V216H108ZM123 214V215H122ZM147 214H150V215H147ZM154 214V215H153ZM159 214H160V216H159ZM195 214H196V212H195ZM199 214L200 213H198V214H196L197 215V217L195 218V219H197L198 221L200 220L201 221V224L203 223L202 221L203 220H201L199 217H201L202 218V216H201V214H200V216H199ZM225 214V213H224ZM27 215V214H26ZM71 215H69V216H71ZM139 215H141V217L139 216ZM144 215V216H143ZM152 215V216H151ZM157 215V216H156ZM19 216H20V214H19ZM78 216L80 217V215L78 214ZM78 216L76 215L75 217H77L78 218ZM146 216H149V217H146ZM153 216H155V217H153ZM165 216V217H164ZM168 216V217H167ZM195 216V215H194ZM199 216V217H198ZM23 216L21 215V218H22ZM27 217H28V215H27ZM51 217V216H50ZM54 217H51V218H54ZM139 217H140V219H139ZM144 217V219H142V221L143 222H141V221H138V220H141V218H143ZM146 217V218H145ZM263 217V218H262ZM2 218V217H1ZM19 218V217H18ZM50 218V219H51ZM99 218H100V216H99ZM223 218V217H222ZM245 218H247V220L245 219ZM20 219V218H19ZM49 219V220H50ZM1 220V219H0ZM10 220H11V218H10ZM13 220V219H12ZM47 221V222H49V223H51L52 224V222L54 221L55 222V219L53 220V221ZM52 220V219H51ZM59 221V219H56V221ZM100 220V219H99ZM107 220V219H106ZM105 220V221H106ZM184 220V221H183ZM196 220V224H195V222H194V224H195V226L197 225V221ZM258 220V221H259ZM58 221L57 222H55V223H57V225L58 224H60V221H59V223H58ZM104 221V219H103V225L104 224H106L108 221H106V223H104L105 222ZM221 221H224V219H222ZM26 222V221H25ZM25 222H22V223H20L19 221H18V223L22 226H20L21 227V230L23 229V232H24V230H25V228H26V224L27 223H25ZM54 222H53V224H54ZM138 222H141V224L140 223H138ZM249 222V224H247ZM17 223V224H18ZM101 224H102V221L100 222ZM198 223H200V222H198ZM18 224V225H19ZM52 224V225H53ZM252 224V223H251ZM2 225V224H1ZM4 225H6V224H4ZM8 225V224H7ZM9 225H11V223H9ZM9 225L8 226H3L4 228H5V230H3V228L2 227H0V231H2V233H3V231H6V229L8 230V231H6V232H10V233H6V232H4L3 234L0 232V235L2 236V243H3V245H2V247L0 248V264H1V262H2V264H18V262L16 261V259L18 258V256H17V251H16V245H14L15 244V242H13V238H14V236H13V234L11 235V233H13V232H11L12 231V229L14 228V224H12V225H14L13 226V228L10 226V229H9ZM26 225V226H25ZM107 225V224H106ZM105 225V226H106ZM139 225V226H138ZM140 225L143 227H140ZM54 226H56V225H54ZM53 226V227H54ZM94 226V225H93ZM93 226H92V228H93ZM109 226V225H108ZM108 226H106V227H108ZM123 226V225H122ZM198 227H201L200 225H197ZM196 226V229H200V228H198ZM250 226V227H249ZM8 227V228H7ZM25 227V228H24ZM94 227H96V226H94ZM101 228L103 227V226H100ZM2 228V229H1ZM12 228V229H11ZM99 228V227H98ZM104 228V227H103ZM183 228V227H182ZM15 229V228H14ZM14 229H13V231H14ZM56 230L58 229L59 231H60V227H59V225H58V227H56L55 228ZM97 228H93V230H96ZM236 229V230H235ZM98 230H100V228L98 229ZM197 230V231H198ZM26 231V230H25ZM83 233V232H82ZM81 233V237L82 238H85V234H82ZM23 234H26L25 232L23 233ZM13 236V237H12ZM25 236V235H24ZM87 236V235H86ZM36 237H38V236H36ZM78 237V238H77ZM76 238L77 239H79L80 237L79 236H77ZM117 236H115V238H116ZM178 237V238H177ZM176 238V239H175ZM238 238V237H237ZM236 238V239H237ZM33 239H34V237H33ZM85 239H87V238H85ZM85 239H83V240H85ZM175 239V240H174ZM34 240H36V239H34ZM38 240H39V237H38ZM112 240H113V238L111 237V236H109L108 237V239H105V238H102L101 240H100V242H98V244H99V246H96V245H94V247L93 246H91L90 247V245H88V243H87V245H86V240H85V245H83V253H82V255H83V257H82V264H93L92 263V261H94V259H95V256H96V253L98 252V251H103V252H105L106 253V247H107V245H109L107 248H109V247H112L111 246V242H112ZM171 240V241H170ZM180 241V240H179ZM43 242V241H42ZM170 242V243H169ZM38 243V242H37ZM169 243V244H168ZM101 244V245H100ZM114 244V243H113ZM172 244H174V243H172ZM171 244V245H172ZM43 246H44V249L42 248L40 251V253H41V256L42 257H49L53 252V250H54V243H51V241H48V242H45L44 244H43ZM105 246V247H104ZM170 246V245H169ZM183 246V245H182ZM181 246V248H183ZM51 247H53V248H51ZM130 247V248H129ZM171 247V246H170ZM172 247H173V249H174V245H172ZM180 247V246H179ZM181 248H179V249H181ZM171 249V248H170ZM80 250H81V246H80ZM107 250H110V249H107ZM172 250V249H171ZM27 251H30L31 252V249H28V250H23V253L24 254H26L25 256H26V258H27V260H25V263L27 262V261H31V264H35L33 261L35 260L34 258H36V261L41 257H39V255L37 256H33L34 258H32V259H34L33 261H32V259L30 258H28V254L30 255V253L28 252V254H27ZM165 251V250H164ZM173 251V250H172ZM183 250L181 249V252L180 251H174L175 253H174V256H173V258H172V260L170 259L169 260V258H168V260H167V258H165L166 260H164V259H162V264H170L171 262L173 263V264H193L192 262H191V260L188 258L189 256H187V254L185 253V252H182ZM52 252V253H51ZM159 252V253H158ZM163 252V251H162ZM180 252V253H179ZM21 253V252H20ZM47 253H50V255H48ZM105 253H103V254H105ZM127 253H128V251L126 250V252H125V254H124V256H122L123 257V264H130L129 262H127ZM172 253V252H171ZM150 255L151 257L149 258V256H147V255ZM158 254V255H157ZM173 254V253H172ZM233 254V253H232ZM54 256H55V258L57 257V260L54 258V256L52 257V255H51V257L52 258H54L55 259V262L54 261H50V264H51V262L54 264H57L56 263V261H58L59 259H58V255L57 254H53ZM57 255V256H56ZM93 255H95V256H93ZM98 255V254H97ZM171 255V254H170ZM31 256V255H30ZM29 256V257H30ZM99 256V255H98ZM145 256H147V257H145ZM167 256H169V255H167ZM233 256V255H232ZM15 257H17V258H15ZM38 257V258H37ZM41 257V258H42ZM50 257V260L52 259ZM159 257V256H158ZM260 258V256L259 255H257V256H255V258ZM262 257V256H261ZM25 258V259H26ZM46 258V259H47ZM98 257H96V259H97ZM254 257L252 258V259H255ZM257 258H256V260H252V259H248L249 260V262H248V264H257V261L259 260V258H258V260H257ZM19 259V258H18ZM29 259V260H28ZM96 259H95V262H96ZM261 259V258H260ZM53 260V259H52ZM100 260V259H99ZM99 260H98V262H99ZM155 260V261H154ZM164 260V261H163ZM247 260V261H248ZM16 261V262H15ZM44 261H45V259H44ZM158 261V262H157ZM166 261V262H165ZM171 261V262H170ZM33 262V263H32ZM60 261H58V264H60L59 263ZM144 262V261H143ZM143 262L141 263L140 262V264H143ZM165 262V263H164ZM25 263H22V264H25ZM171 263V264H172ZM27 264H28V262H27ZM29 264H30V262H29ZM230 264H241V261H240V259H237V258H234L233 260H232V262H230Z\"/></svg>",
    "mask_w": 264,
    "mask_h": 264
},
{
    "label": "bare ground",
    "instance_id": "6f19581e",
    "mask_svg": "<svg viewBox=\"0 0 264 264\" xmlns=\"http://www.w3.org/2000/svg\"><path fill=\"white\" fill-rule=\"evenodd\" d=\"M28 2L29 4H30V6L32 5V7H33V5L36 3V5H38L37 4V0H21V2ZM103 1L104 0H96V2L95 3H97V4H95V6H90L89 7V5L88 6H84V9L86 10V11H84V12H86L87 14H86V16L88 15V13H89V15L87 16V17H90V18H86L85 16V18H86V22H85V25L88 23V21L90 22V23H88V25H86V27H83V29L82 28H80V26H82L81 24H80V26H76V24H75V26L77 27V30H78V32H77V34H76V31H75V34L73 33V35L71 34V36L69 37V38H71L72 40L70 41V39L68 38V41H70V43H72V42H74L73 43V45H74V47L76 46L75 45V43L77 44H81L80 46V48H82V45L85 47L84 49H86V48H88L89 46H90V49H91V47H92V49L94 50V51H90V50H88L89 52H90V54L87 52V51H85L84 53L86 54V52H87V54L89 55V56H91L89 59H87V56H86V59L85 58H83V57H85V56H82L81 55V53L83 54V52L81 51V53L80 54H78L77 56H75V54L73 53V49L71 48V47H73V45L71 46V44L66 40L67 38L65 37V33L66 34H68V32H66V31H71V30H66V29H64L63 27V24H64V21L63 20H65V19H61L62 17L60 16V17H58V16H54V15H52L51 16V14H48V12H47V14L46 13H43L42 11L43 10H41V12H40V15H42L43 17H44V19H42L43 21H44V32H42L43 34H45V35H47V34H49L50 32H52L53 30H55V29H57V32H58V34H59V36H61V37H58V38H61V41L60 40H58V41H60L61 43H59V45H60V47H61V52H62V50H63V52L65 51V53L67 54L66 56H69V57H71L72 58V60L74 61H71V62H73V63H77V65H78V67L79 66H81L80 68H82V69H86V68H88V69H90V71H92V72H94V73H96V75H99L100 74V76H101V74H103L102 75V78H103V81H104V78L107 76V80L109 79L108 77H109V75H108V73H111V74H113V73H116L114 76H115V78H116V76H118V74H119V76L122 74V76H123V78H121V76H120V78H121V80H120V78L118 79V78H116L115 80H120V82H125V84H126V86H128L129 88H130V90H132L134 93L135 92H137V93H135L137 96H140L139 94H141V92H142V94H141V96L140 97H138V100H139V98H140V100L138 101V107L139 106H141V108L143 109V107L142 106H147L146 108L148 109L152 104H153V106H154V103H155V105H156V102L158 101L159 102V100H160V104L159 103H157L158 104V106H157V110L156 111H158V113L156 112H153V111H155V110H152V112L151 111H149L150 113H152L153 115H157V116H161L162 118L161 119H165L166 121L167 120H169L170 121V125H172V128H173V130H174V128H175V132H179L178 134L180 135V136H185V137H191L192 138V136H194L195 138H197V136L199 135V133L200 134H203V135H201L202 137H200V136H198V141L199 142H201V144L202 145H200L199 147V149L198 150H196L197 152H193V154H196V153H198V154H196V156L194 155H190V157H192L193 158V160L192 159H190L192 162V164H193V162H194V164H195V162H198V166H197V163H196V165H193V166H196L195 168V170L199 173V174H203V173H205V172H207L208 170H210L211 171V169H213V170H216L217 171V169L218 168H220V167H222L223 165L222 164H226V163H229L230 162V164H232L233 166H232V168L235 166V168L236 167H240V169H242V167L243 168H245L246 169V165L245 164H247V163H249V162H251L252 161V159L250 160V158H247L248 156H246V154H247V152L244 150V148L246 147H244L243 146V144H245V143H243V138L241 137V136H239V135H237V136H235L234 134H232L233 132H229L228 130L226 131V130H223V131H220L219 129H215L216 128V126L214 125L212 128H210V126L209 125H206L204 128H205V130L203 129V130H201V128H203V127H200V126H203V125H205L207 122H208V120L209 119H207V118H204V120H205V123L203 122V120H202V122L203 123H201V125L199 126V132L197 133L196 132V134L194 133V132H191V131H189L188 129H186L184 126H183V124L184 123H186V122H183L182 120H185V119H182V118H184V115L182 116V114H181V116H179V115H177V113H176V115H174V110L176 111L177 109L179 110V109H181L182 108V106H183V108H185L184 107V105H181V103L179 104V101H186L187 100V105H190V104H192L193 102H194V99H195V97H197V95H196V91H195V89L198 87V88H200L201 86L203 87L204 85H203V83L205 84V82H203L204 81V79H203V77L201 78L200 76H201V73H200V75H198V73L196 72V70H194V71H192L191 73H195L194 75H192V76H187V77H189L190 79L188 80L187 79V77H186V74H182V78H184L183 77V75H185V77H186V82L188 83L189 81H192V83L191 82H189L188 84H185L186 82H184V84L187 86L185 89H183V91L186 93V95H187V97H186V95H184L185 93H183V95H184V97L183 98H179V97H177V98H179L178 100H177V98H176V100L174 101V99H175V96L176 95H178V93L179 94H181L180 92L182 91L181 90V88H180V90L178 89V85L180 86V77H178V79H177V76H179V74L178 75H176L175 73H173V72H171V70L173 69L172 68V66L173 65H171V63H173L174 61H176V62H178L177 60H181L182 58H180V57H182L183 55L182 54H185V53H179V54H172V55H174V56H172V57H175V58H170V60H171V63L169 62H165V60H164V64H163V66L164 67H162L161 66V64H160V66H159V63H157V62H159V58L160 57H158V58H156V60L153 62V64L155 65V67L157 68L156 69V72L157 71H159V75H160V73H161V83H159V84H157L158 82H154V81H152V79L150 80L149 78V84L151 85H149L148 84V81H145V80H147V79H145V80H142V78H140V76L138 77V75H140V74H137V79L135 78L136 77V75L134 76V71H135V69H137V71L139 70L140 72L139 73H141V75L145 72V68L146 67H144V69H142V65H140L139 66V64L138 63H136V65L134 64V66H129V65H131V64H125L126 63V61L124 62V63H122L121 61L119 62L118 60H120V59H117V61L115 60V59H111L112 58V56L111 57H108L110 54H111V51L113 52L114 50V52H116V53H118V51H119V53H121V52H123V51H121V50H125V51H127L128 49H130V50H132V52H134V51H136L135 53L137 54V52H140L143 56H145V55H147V56H150V58L151 59H153V57L156 55L157 56V54L159 53H155V54H153V53H151L150 52V50L149 49H144L143 47H145V46H142V45H138V44H140V43H142V41L143 40H145V38L147 37V31H149V28H148V26H146V25H150V23H153V22H155V21H157V25L156 26H154L153 24V26L154 27H152L151 26V28H155L157 31L156 32H158V34H159V31L158 30H161L162 31V28L160 27V26H162V23H164L165 21H168V20H166L167 18L169 19V18H171L170 20H174L173 22H172V24H170V23H167L168 25L170 24V25H172L171 27H173V26H176L177 24L176 23H180L181 22V24H178V29L176 28V30H173V35L175 34V39H179L180 38V36L184 39L185 37H187V38H190L189 39V41H192L193 40V42L195 41V42H197V43H202L203 42V39H201V37L202 36H200L201 35V31L199 30V27H196V29H195V26L197 25V26H199L200 24H202L203 23V25H209V24H218L219 26H220V24H221V27L223 26V27H229L233 32H235L236 33V31H238L236 28H238V27H234V26H236L239 22H236L237 20H241V15L239 14H235L236 13V11H238L237 9L238 8H235V6H233L232 5V3L231 2H233V0H231V2H230V0H186V1H184V2H182V1H179V0H107L106 2H110V4H108V5H104L103 4ZM158 2V4H157V2ZM196 1V2H195ZM264 1V0H263ZM262 0L261 1H258V3L259 2H262V3H260L261 5H263V2ZM22 2V3H23ZM106 2L104 1V3L106 4ZM160 2V3H159ZM182 2V3H181ZM178 3L180 4V5H178ZM234 3H236V2H233V4ZM24 4V3H23ZM86 4V3H85ZM111 4H115L114 6L116 7H113V5H111ZM158 5V6H156V7H158V9L156 8L155 9V5ZM110 5V6H109ZM128 5H130L129 7H128ZM235 5V4H234ZM260 5V7H264V6H261ZM35 6V5H34ZM108 6L111 8V6L113 7V9L111 8V9H109L108 8ZM123 6L126 8H128L129 9V11L130 10H132L133 12H134V14L136 15L135 16V18H137V19H132L133 17H134V15H133V12H132V14L131 13H129V14H127L126 16L124 15V16H122V18L123 17H131L132 16V18H130L131 19V21L129 20L128 21V19H125V20H122V18H120V19H118L119 17H121V14H126L127 12H128V9L126 8L125 10L127 11L126 13L124 12V13H119V12H123V11H125V10H123ZM32 7H30L31 9L29 10L31 13H27L26 15H25V17H20L19 16V18H18V16H13V19H17L14 23L16 24H12L11 23V18H12V16L11 15H9L8 13H2V17H0L1 18V20L3 19V21H2V23H4V24H2V25H4L3 27H2V25H0V27H1V30H2V32H3V34H7L8 32H9V30L10 31H13L12 30V28H15L14 26H16L17 28H15V30L13 31V32H10V33H8V35L9 34H11L12 33V35H13V33L15 34V35H11V36H9V38L11 37V40L9 41L8 39V42H6L7 40L5 39V38H3L2 39V41H4L3 43H2V46L0 45V55L2 56V58L4 57V59H6V58H8V56L9 57H11L12 56V60L14 61V68H12L13 67V65H11L13 62L12 61H10L11 62V64H9L8 66H10L12 69V71L10 70V72L11 73H13V74H11L10 73V76H8V74L9 73H4V76H8V78H7V81L9 82L10 81V83H9V85L6 83V85L5 84H3V85H5V89H3L2 90V88H4V86L3 85H1V86H3L2 88H1V90H0V116H2L3 114V103H5V102H12V100H13V97L15 98V99H17L18 98V96H20L19 94L21 93V92H23V90H29V86H27L28 84L25 82L26 81V78H27V76H29V74H28V72H30V70L32 69H37L39 66H41L42 65V63H40V62H38L37 63V61H39L38 59L40 58V60L42 61V62H45L47 59H48V57H47V55H48V53H43V52H41V50L42 49H40V51H38V49H34L35 47H32L28 42H30V40H29V32H30V30H31V28H32V21H31V19H33L32 18ZM88 7V8H87ZM92 7V8H91ZM130 7H131V9H130ZM175 7V8H174ZM233 7V8H232ZM34 8V7H33ZM36 8H37V6H36ZM38 8H40L41 9V7H38ZM87 8V9H86ZM40 9H38V10H40ZM62 9V8H61ZM150 9H153V10H155V11H157V12H153V10H150ZM261 9H263V11H262V16H260V18H258L257 20L255 19V24L254 25H252L253 26V32L255 33V35H260V36H263L264 37V8H261ZM115 10V11H114ZM58 11H59V9H58ZM57 11V12H58ZM60 11H62V10H60ZM59 11V12H60ZM97 11V12H96ZM170 11H173V12H170ZM39 12V11H38ZM45 12V11H44ZM56 12V15L59 13H57ZM91 12V13H90ZM95 13L96 15L95 16H97L96 18H101L100 19V22H101V24L103 25L104 23H105V25H106V22H107V25L108 24H111L110 26L112 27L111 29H112V33L113 34H118L117 35V37H115L116 35H114L113 37H115L114 39H113V37H110L111 35H107V36H104L102 39H104V40H102L101 38H99L100 40H98V38H96V35H95V31H93V23H95V22H93L92 20L94 19V21H98L99 19H97L96 20V18H94L93 16H92V13ZM42 13V14H41ZM73 13V12H72ZM238 13H240V12H238ZM31 14V16H28V15H30ZM50 15V16H49ZM59 15V14H58ZM60 15H61V13H60ZM94 15V14H93ZM168 16V15H170V16H168L167 18H165V16ZM101 16H104V18H103V20H102V17ZM118 16V17H117ZM240 16V17H239ZM15 17V18H14ZM42 17V18H43ZM57 17V18H56ZM93 17V18H92ZM114 17H116V18H114ZM127 17V18H128ZM152 17V18H151ZM239 17V19H237ZM141 20V21H139V19ZM77 19V18H76ZM76 19H74L75 20V22H77L78 21V19L76 20ZM84 19V18H83ZM177 19V20H176ZM88 20V21H87ZM127 20V21H126ZM144 20H145V22H144ZM148 20V21H147ZM149 20H152V21H149ZM165 20V21H164ZM68 21V20H67ZM70 22H71V20H69ZM164 21V22H163ZM70 22H67L68 24L70 23ZM93 22V23H92ZM99 22V23H100ZM109 22V23H108ZM147 22V23H146ZM161 24H160V23ZM196 22V23H195ZM81 23H83V21L81 22ZM154 23V24H155ZM182 23H183V26H180V25H182ZM200 23V24H199ZM9 24H11L12 25V27H10V25ZM21 26H20V25ZM71 24V23H70ZM73 24V23H72ZM129 24H131V28H133V26H134V29H132L131 30V28H130V25ZM132 24H133V26H132ZM176 24V25H175ZM8 25V26H7ZM64 25H66V24H64ZM84 25V24H83ZM84 25V26H85ZM165 24H163V26H164ZM239 25V24H238ZM237 25V26H238ZM19 26V27H18ZM68 26H70V25H67V27ZM90 26V27H89ZM127 26H129V27H127V28H129V29H127L126 27ZM159 26V27H158ZM22 27H24V28H22ZM57 27V28H56ZM72 27H73V25H72ZM87 27H89V28H87ZM103 27V26H102ZM21 28H22V30H21ZM29 28H30V30H29ZM55 28V29H54ZM74 28V27H73ZM84 28H86V29H84ZM92 28V29H91ZM159 28H161V29H159ZM174 28V27H173ZM174 28V29H175ZM17 29H19V30H17ZM63 29H64V32H63ZM75 29V28H74ZM87 29H89V31H87ZM114 29V30H113ZM148 29V30H147ZM154 29V30H155ZM165 29H168V27L166 28V27H164V32L166 31ZM4 30V31H3ZM66 30V31H65ZM83 31V32H86V34H89V32H90V36H89V40H87L88 39V37L87 38H85V40H84V36H86L85 35V33L83 34L82 32H80V31ZM86 30V31H85ZM105 32H107L108 33V28L106 29V26H105ZM107 30V31H106ZM138 32H140L141 34H142V36H144L143 35V33H144V31L143 30H145L146 32L144 33L145 34V36L144 37H140V40L141 41H139V37H134V36H138V34L141 36V34L140 33H137V31ZM153 30V31H154ZM172 28L170 29L169 28V32L168 31H166V32H168L169 33V35L167 36L166 34V36L167 37H165L167 40H171V41H174L175 43H177L176 41H175V39H173V37H171L172 36ZM189 30H191V32L189 31ZM28 31V32H27ZM72 31H74V30H72ZM114 31V32H113ZM134 31H135V33H137V34H134ZM188 31H189V35L190 36H187V34H188ZM47 32H49V33H47ZM92 32V33H91ZM93 32H95V33H93ZM185 32V33H184ZM28 35H26V34ZM72 33V32H71ZM79 33V34H78ZM109 33H110V31H109ZM155 33V32H154ZM154 33L152 34V35H154ZM253 33V34H254ZM2 34V35H3ZM82 34V35H81ZM97 34V33H96ZM122 34V35H121ZM163 34V32L161 33V35ZM177 34H179V35H177ZM181 34V35H180ZM186 34V35H185ZM26 35V36H25ZM69 35H70V33H69ZM79 35H81L80 36V38H78L79 37ZM84 35V36H83ZM124 35V36H123ZM129 35V36H128ZM157 35V33L155 34V36ZM160 35V36H161ZM164 35V36H165ZM177 35V36H176ZM15 36V37H14ZM110 38H109V37ZM126 36V37H125ZM128 36V37H127ZM158 36V35H157ZM179 36V37H178ZM185 36V37H184ZM191 36H193V37H191ZM27 39H26V38ZM92 37V38H91ZM95 37V38H94ZM107 37V39H105ZM163 37V36H162ZM169 37V38H168ZM90 38L91 39H93V40H95V39H97L98 40V44L97 43H95L97 40H95V42L94 43H92L91 41H90ZM136 38H138L137 40H138V44H134V42L136 41ZM165 38H164V40H165ZM182 38L181 39H179V40H182ZM187 38L185 39V41H187ZM204 38H205V36H204ZM210 38V37H209ZM82 40V43H79V40ZM110 39H111V41H110ZM163 39V38H162ZM208 39V38H207ZM6 40V41H5ZM26 40V41H25ZM92 40V41H93ZM132 40H135L134 42L132 41ZM213 40V39H212ZM78 41V42H77ZM86 43H85V42ZM208 41V40H207ZM215 41V40H214ZM81 42V41H80ZM84 42V43H83ZM88 42V43H87ZM133 42V43H132ZM140 42V43H139ZM164 42V41H163ZM179 42V41H178ZM182 42H184V41H181V43ZM210 42H211V39H210ZM212 43V45L214 44L213 42H211ZM216 43V42H215ZM219 43V42H218ZM218 43H217V46H214V47H207L208 45H204V42L202 43V46H201V44H199L198 46H200V50L202 51V52H204V53H206V55L207 54H209V55H214V57L215 56H221V55H224L225 56V54H227V52L228 51H226L227 49L225 48L227 45H224V43L222 44L221 43V45H218ZM89 44V45H88ZM164 44H165V42H164ZM206 44V43H205ZM220 44V43H219ZM234 44V43H233ZM133 45H136V47L135 46H133ZM216 45V44H215ZM232 45V44H231ZM235 45V44H234ZM234 45H232V47H234ZM138 46H142V48L140 49ZM155 46V45H154ZM154 46L152 45V48H154ZM219 46V47H218ZM238 46V44H236V46L234 47L235 48V50L237 49V50H239V51H237L236 50V52H239V53H242V51H244V50H240V48L239 47H237ZM73 47V48H74ZM93 47H95V48H93ZM115 47V48H114ZM137 47H138V49H137ZM158 47V46H157ZM224 47V48H223ZM228 47V46H227ZM229 47H230V45H229ZM232 47H230L231 49H233ZM237 47V48H236ZM135 50H134V49ZM159 48V47H158ZM27 49V50H26ZM83 49V48H82ZM81 49V50H82ZM89 49V48H88ZM127 49V50H126ZM198 49H199V47H198ZM225 49V50H224ZM139 50V51H138ZM148 50V51H147ZM156 50V49H155ZM158 50V49H157ZM175 49L173 48V51H174ZM199 50V51H200ZM79 51V50H78ZM121 51V52H120ZM129 51V50H128ZM247 51L248 50H246L245 49V51L244 52H246L247 53ZM250 51V50H249ZM36 53V55L34 54L33 56L35 57V56H37L38 57V55H39V57L36 59V62H35V60L33 59V57H32V54L31 53ZM39 52H41V54L39 53ZM80 52V51H79ZM103 52V53H102ZM105 52H107V53H105ZM108 52H110V53H108ZM147 52H149L150 53V55L147 53ZM171 52V51H170ZM175 52V51H174ZM31 54V55H28V54ZM43 53V54H42ZM78 53V52H77ZM100 53H102V54H100ZM140 53H138L137 54V56L138 57H140L141 55H140ZM203 53V54H204ZM225 53V54H224ZM245 53V54H246ZM249 53V52H248ZM262 53H264V52H262ZM261 53V54H262ZM38 54V55H37ZM106 54V55H105ZM109 54V55H108ZM114 54V53H113ZM124 54V53H123ZM130 54H132L131 52H130ZM129 54V55H130ZM136 54H133V56L135 55V57H137L136 56ZM160 54V53H159ZM158 54V55H159ZM11 55V56H10ZM46 55V56H45ZM108 55V56H107ZM120 55V54H119ZM125 55V54H124ZM127 55V54H126ZM152 55V56H151ZM169 55V54H168ZM188 54L186 53V55L185 56H187ZM242 55H243V53H242ZM0 56V57H1ZM50 56V55H49ZM143 56H141L140 57V60H141V58H144ZM146 56V57H147ZM189 56V55H188ZM185 57V59L186 58H189V57ZM192 56V55H191ZM241 56V55H240ZM240 56H239V58H240ZM262 56V55H261ZM6 57V58H5ZM46 57H47V59H46ZM78 57H81V58H78ZM108 57V58H107ZM127 57H130V56H127ZM227 57V56H226ZM244 57V56H243ZM30 58H32L33 59V61L32 60H30ZM36 58V57H35ZM71 58H69L70 60H71ZM83 58V59H82ZM114 58V57H113ZM183 58H184V56H183ZM193 58V57H192ZM241 58H242V56H241ZM241 58H240V60H241ZM3 59V61L2 62H4L5 60ZM10 59V60H11ZM135 59V58H134ZM139 59V58H138ZM158 59V60H157ZM175 59V60H174ZM177 59V60H176ZM222 59H224V62H225V58H223L222 57ZM221 59V61H223ZM7 60V59H6ZM9 60V59H8ZM50 60V59H49ZM162 60V59H161ZM174 60V61H173ZM184 59H182L181 61H183ZM227 60V62H225V64L224 63H222L224 66H222V68L224 69L223 70V72H225L227 69H229V71H226L225 73H223V74H221V75H223V77L225 78V80H224V78L223 77H221L225 82H226V80H227V82L228 83H230L229 85H228V87L227 88H225L226 89V92H228L229 91V93H226V92H224L225 90L223 89L224 88V86H225V83L224 84H221L219 81H218V79H217V81L219 82V84H218V88H216L217 86L215 85L214 87L212 86L211 88H209L210 86H209V83L208 84H206V86L204 87V88H207L208 90H210V91H212L213 93H215L216 95H218L219 97H218V102H217V104L218 105H216L215 107H217V109L215 110L214 109V106H212L213 108V110H215V115L217 116V113H218V118L215 116V118H217V120H220V121H222L221 123L222 124H220V125H218L219 127L221 126L222 127V125L224 126L225 124L223 123L224 121V114L226 113V112H224V111H227L228 113H226V116H227V114H230V112L231 111H234V110H236L235 108H237L236 106H237V104L236 103H238L239 101H237L238 99H237V96L239 97V98H241L240 96H239V94H237L239 91L236 89V86H237V83H236V78H234L235 77V75L234 74H236V72H243V75H245L244 76V80H245V78H248V79H246L245 81H247V80H249V82L250 83H252L253 82V85H254V88H256V89H254V92L255 93H258L259 91H264V66L262 65V69H259L257 66H255L254 68H249L248 67V65L246 64V62L244 63V61H240V60H238L239 62H243L241 65H240V63L239 62H237L238 64H239V66H238V64H237V66H236V64L234 65L233 64V62H231V60H229V58L228 59H226ZM52 61V60H51ZM87 63H86V62ZM136 61V60H135ZM167 61V60H166ZM173 61V62H172ZM233 64V66H232V64L230 63V62ZM9 62V61H8ZM49 61H47V63H46V65H45V67H47V69L49 68V69H51V67H52V65H51V67H48L47 65H49V63H48ZM52 62H55L54 60L52 61ZM85 62V63H84ZM161 62V61H160ZM16 63V64H15ZM22 63V64H21ZM44 63V64H45ZM89 63V64H88ZM131 63H135L134 61H131ZM156 63V64H155ZM166 63H168V65H169V67H168V65L166 64ZM195 63V62H194ZM226 63H227V67H226ZM7 64V63H6ZM17 64H21V66L22 65H24V66H22V68L23 67H25V69L23 68V74L26 76H23L22 78H24V80H22L21 78H19V76L17 75L19 72L17 71L18 69H17V67H15ZM43 64V65H44ZM52 64V63H51ZM102 64V65H101ZM230 64V65H229ZM245 64V65H244ZM256 64H258V63H256ZM1 65V64H0ZM38 65V66H37ZM43 65L39 68L40 70H43ZM76 65V64H75ZM104 65H105V67H104ZM138 65V66H137ZM158 65V66H157ZM194 65H196V64H194ZM54 66V65H53ZM167 68H166V67ZM233 67V69H234V67H236L235 69H234V72L233 71H231V68ZM1 68L2 67H4V66H0ZM55 67V66H54ZM101 67V68H100ZM131 67V68H130ZM132 67H134L133 69H132ZM261 67V66H260ZM6 68V67H5ZM108 69V71H107V69ZM158 68H159V70H158ZM164 69L163 70V74L164 75H162V69ZM170 68V69H169ZM172 68V69H171ZM180 68H182L183 69V67H180ZM13 69H15L14 71H13ZM35 69V71H39V69L38 70H36ZM47 69H46V71H47ZM48 69V70H49ZM53 70H54V68H52ZM52 69L51 70H49V72L50 71H52ZM82 69H80V70H82ZM111 71H110V70ZM185 69V68H184ZM190 69V68H189ZM192 69V68H191ZM191 69H190V71H191ZM226 69V70H225ZM8 70H9V68H8ZM105 72H104V71ZM143 70H144V72H143ZM174 70V69H173ZM172 70V71H173ZM239 70V71H238ZM241 70H243V71H241ZM46 71L44 70V72L46 73ZM89 71V70H88ZM103 71V72H102ZM142 71V72H141ZM199 71V70H198ZM3 72H4V70H3ZM3 72L0 70V78H1V81H3L2 79H3ZM18 72V73H17ZM25 72H26V74H25ZM61 72H62V70H61ZM64 72H65V70H64ZM106 72H108V73H106ZM168 72V74H166ZM233 72V73H232ZM245 72V73H244ZM91 73V72H90ZM121 73V74H120ZM134 73V74H133ZM6 74V75H5ZM47 75H49L48 73H46ZM133 74V75H132ZM170 74L172 75V77L170 76ZM188 74H190L189 72H188ZM3 77H2V76ZM13 75V76H12ZM53 75H54V73H53ZM62 75V74H61ZM65 76H68L67 78H66V80L68 81V84H69V81H72L71 82V84H73V83H75V84H73V87H72V89H73V92H72V94L74 95V93L76 94V95H78V97H80V99H82V100H84L83 102V104L82 103H80V105H78L77 104V106L79 107V109L77 110V111H75L76 113L78 112V113H81V114H79L80 115V118H82V120H83V122L84 123H86V124H84V125H87V126H89V128H91L89 131H87V133H86V130H85V132H83V129L81 128V127H79V124H76V123H74L73 125H71L70 124V122H74L75 120H76V117L74 118V117H72V115L71 114H68L67 116H64L63 115V117H64V119H65V121H66V124H68V126L70 127V128H72V130H70L71 131V133H68L67 134V132H66V134L69 136L68 138H70V140H72L71 142H73V143H71V142H69V144H71V145H69V146H71V147H74L73 145H76L75 147H74V150H72L73 148H71V151L69 152L68 151V153H66V154H64L63 156L64 157H66V159H65V161L68 163L69 162V164L73 167V168H75L76 167V170H77V173H76V175H78L79 174V178H81V176H82V178H83V175H84V177L85 178H89V176L88 177H86L85 175L86 174H89V172H91L89 169H87L86 170V167L88 166L89 168H94V169H96L95 167H93L94 165L96 166V165H98L99 163H101L100 165H101V167L103 166V164H104V159H103V161H100V160H102V159H100V157H99V161H98V159H90V157L87 155L88 153H85V150H80L78 147L80 146V147H83L84 145V147H86V145L88 144V141H90L89 143L91 144V143H93V145H95L96 143H98V142H94V140H93V137H91V133H92V136H93V134H97L98 132H99V129L100 128H106V125L103 127V126H100V124L102 123V120L99 118V120H101V121H99L98 120V118H95L94 117V115L92 116V114H93V112H92V110H90V108H88L90 105H91V103L92 104H97V108H99V106L102 108H104V112L103 113H105L106 115H103L102 114V119L105 117L107 120L106 121H108V119L111 121L112 119H114L115 118V120H116V122H115V120H114V122L116 123H110V124H112V125H107V127H109L108 128V130L110 129V128H113L112 126L113 125H116V126H121L122 124H120V122H121V113H119V107L120 108H122L125 112L129 109V103H128V101H127V99H119L118 101H119V107L118 106H115L114 104H112L114 101L110 98H108V97H106L105 95H104V93H101L102 92V89H101V91H100V95L98 94H96V91L94 90V91H91V89H90V87H89V89L88 88H86V89H84L83 88V86H85V84L83 85L82 84V81H80V79H78V77H70L66 72H65V74H64ZM112 75V76H113ZM167 75V76H166ZM237 75V74H236ZM242 75V76H243ZM248 75V76H247ZM249 75H252V76H254V77H251L250 78V76ZM12 76V77H11ZM50 76V75H49ZM48 76V77H49ZM52 76V75H51ZM51 76H50V78H51ZM63 76V75H62ZM64 76V77H65ZM99 76V77H100ZM134 76V77H133ZM162 76H165V77H163L162 78ZM173 76H176V78L175 77H173ZM210 76V75H209ZM239 76V75H238ZM63 77V78H64ZM200 79H199V78ZM211 77V76H210ZM52 78H54V76H52ZM69 78H70V80H69ZM73 78V79H72ZM157 78V77H156ZM156 78L155 77H153V80L155 79V81H158V80H156ZM180 78V79H179ZM214 78V77H213ZM253 78V79H252ZM257 78V79H256ZM20 79V80H19ZM72 79V80H71ZM123 79V80H122ZM176 79V80H175ZM243 79V78H242ZM6 80V79H5ZM105 80H106V78H105ZM106 80V81H107ZM185 80V79H184ZM200 80L202 81V83L200 82ZM208 80H210V78H208ZM212 80V82H214L213 81V79H211ZM210 80V81H211ZM229 80V81H228ZM231 80V81H230ZM253 80V81H252ZM12 81V82H11ZM75 81V82H74ZM105 81V82H106ZM153 82V85H152V83H150V82ZM178 81V82H177ZM181 81H183V79L181 80ZM199 81V82H198ZM207 81V80H206ZM223 81V82H224ZM100 82H102V80L100 81ZM105 82H103V84L105 83ZM176 83L177 82V85H176V87H177V89L178 90H176L175 91V89L172 91L171 90V85L170 84H173V83ZM209 82V81H208ZM211 82V83H212ZM222 82V83H223ZM248 82V81H247ZM67 83V82H66ZM155 83V84H154ZM196 83H198V84H196ZM199 83H201V85L199 84ZM215 83H217L216 81H215ZM215 83H213V84H215ZM101 84V83H100ZM222 85V87H221V85ZM75 85H76V87H75ZM183 85V82H181V86ZM198 85V86H197ZM208 85V86H207ZM211 85V84H210ZM255 85H256V87H255ZM66 86V85H65ZM200 86V87H199ZM227 86V85H226ZM225 86V87H226ZM68 87V86H67ZM70 87V86H69ZM93 87V86H92ZM127 87V88H128ZM173 87V86H172ZM185 87V86H184ZM154 88H156V89H154ZM195 88V89H194ZM68 90H69V88H67ZM72 89H70V91L69 92H71L72 91ZM152 89L153 90H156V92H155V94H159V95H155L154 93H153V91H152ZM167 89H169V90H171V91H169V90H167ZM207 89H204V90H207ZM27 90V91H28ZM76 90V91H75ZM201 90V89H200ZM214 90V91H213ZM215 90H216V92H215ZM228 90V91H227ZM231 90V91H230ZM12 91V92H11ZM127 91V90H126ZM125 90L123 91H121V92H125V93H127ZM168 91V93H166ZM233 91V92H232ZM8 92H9V94L10 93H12V94H10L9 96L10 97H12V100L10 101V100H8L7 101V97L9 98V96H7L8 95ZM144 92H148V94L147 93H145V95H143L144 94ZM201 92V91H200ZM218 92V93H217ZM78 93V94H77ZM125 93H123V94H125ZM152 93V95L153 96H156V97H159L158 99L159 100H157V98H156V102H153L152 101V98H150V101H149V96L150 97H152L151 95H149V94H151ZM170 93V94H169ZM175 93H177L176 95H175ZM71 94V95H72ZM122 94V93H121ZM164 96H163V95ZM171 96V97H169V95ZM174 96H172V95ZM75 95V96H76ZM146 95H148V101H147V99H146ZM160 95H162L163 97H161ZM194 95H195V97H194ZM109 96V95H108ZM143 96H145V97H143ZM199 96H200V94H199ZM110 97V96H109ZM181 97V96H180ZM86 98H88V100L91 102H89L88 100H86V101H88L89 103H90V105L88 106V104H85V99ZM143 99V102H142V99ZM145 98V99H144ZM163 98H164V100H163ZM185 98V99H184ZM237 100H236V99ZM6 99V100H5ZM155 99V98H154ZM181 99V100H180ZM235 99V100H234ZM80 101V100H79ZM178 103H177V102ZM88 102H86V103H88ZM139 102H140V104H139ZM151 102V103H150ZM162 102H163V104H165L164 106H161V105H163L162 104ZM235 103V104H234ZM7 104V103H6ZM10 105H9V108H10V106H11V103H9ZM13 104V103H12ZM195 104V103H194ZM88 107H87V106ZM148 105H150L149 107H148ZM187 105H185V106H187ZM87 107L88 109H86L85 107ZM93 106V105H92ZM161 106V107H160ZM179 106H180V108H179ZM12 107V106H11ZM160 107V108H159ZM94 108V107H93ZM96 108V107H95ZM118 108V109H117ZM155 108H156V106H155ZM208 109L207 110H209V109H211V108H209V107H207ZM142 109H140L141 111H142ZM144 109H145V107H144ZM147 109H145L146 111H147ZM150 109V108H149ZM148 109V110H149ZM154 109V108H153ZM202 109H204V108H202ZM201 109V110H202ZM206 109V108H205ZM232 109V110H231ZM238 110H239V108H237ZM90 110V111H89ZM197 110L198 109H196V108H194V107H191V109H190V111H187L186 113H189V114H187L186 116H187V118H188V120H190L191 119V113H193V114H196V113H198L197 112ZM203 111V110H202ZM210 111V110H209ZM212 111V110H211ZM74 112V113H75ZM90 112H92V114L90 113ZM101 112V113H102ZM148 112V113H149ZM177 112V111H176ZM217 112V113H216ZM71 113H72V111H71ZM119 113V114H118ZM141 113H143V112H141ZM179 114V113H178ZM69 115H71V117L72 118H70V120H69ZM190 115V116H189ZM211 115H212V113H211ZM210 115V116H211ZM69 116V117H68ZM213 116V115H212ZM214 116H213V118H214ZM68 117V118H67ZM100 117V116H99ZM255 117V118H254ZM254 117H252L253 119H251L250 120V122H252L251 124L252 125H254V126H259V127H257V129H259V128H261V129H263L264 130V108H262L261 109V111H258V112H256L255 113V115H254ZM4 119L5 120V118L4 117H0V121H1V119ZM67 118V119H66ZM75 120H74V119ZM78 118V117H77ZM120 118V119H119ZM186 118V117H185ZM186 118V119H187ZM63 119V118H62ZM71 119H73V120H71ZM223 119V120H222ZM4 120H2L3 122H7V120L6 121H4ZM78 120V119H77ZM76 120V121H77ZM1 121V122H2ZM65 121H64V123H65ZM113 121V120H112ZM151 120H148V122H147V120H146V124H148V125H150L151 123H153V121L152 122H150ZM181 121L183 122V124L181 123ZM186 121V120H185ZM2 122V124L4 125V123ZM99 122H101L100 124H99ZM105 122V121H104ZM97 123H98V125H97ZM109 123V122H108ZM119 123V124H118ZM2 124H0V126H2ZM76 124V125H75ZM208 124H209V122H208ZM75 125V126H74ZM104 125V124H103ZM211 125V124H210ZM5 126V125H4ZM86 126V127H87ZM118 126V127H119ZM187 127L189 126H191L190 124L189 125H186ZM217 126V127H218ZM10 127V125L8 126L7 125V127H5L4 129L5 130H3L1 133H5V135L4 134H1V136L3 135V137H4V139L2 140V141H6V145L7 146H5L6 148L4 149V147H3V149L1 150V152L0 153H2V155H0V157H1V159H3L0 163L2 164V162L4 161L5 163H3L2 164V166H0V174H1V177H0V183L1 182H4V184H2V187H4L3 188V191L1 190V192H5V193H7L8 191L10 192L11 191V194L8 192V195L10 196V197H12L13 198V196H14V190H11V187H10V185L11 184H14L15 182H14V180H13V177H14V179H16V180H19L20 182H22V180L24 181V182H22L23 183V185L24 184H26L25 185V187L27 188L26 190H25V192H24V195H25V198H26V196H27V198L25 199L24 197V204H23V206H22V208L21 209H23L22 211L23 212H19V214H20V216H19V214H18V217L20 218H18L16 215V213L14 212V209L12 208V207H10L11 209H10V211L9 210H7V209H5V211H6V214H5V212H4V215H3V213H2V215L0 216V227H2L3 228V230H5V228L3 227V226H8L9 225V223H11V225H9V229H10V226L13 228V226H14V231H13V229H12V231L11 232H13V233H11V235L13 234V236H14V238H13V242H15V244L14 245H16L15 247H16V251H17V256H18V258L17 257H15V258H17L16 259V261L18 262V264H22V263H25V260H27V258H26V254H24L23 253V250H28V249H31V252L30 251H27V254H28V252L30 253V255L28 254V258L30 259H32V258H34L36 255L38 256L39 255V257L41 256V249L43 248L44 249V246H43V244L45 243V242H48V241H51V243H54V250L51 252L52 254V257L54 256L53 254H57L58 255V261H60L59 263L60 264H82V257H83V255H82V251H83V245H85L84 243H85V240L87 241L86 242V245H87V243H88V245H90V247L91 246H93L94 247V245H96V246H99V244H98V242H100V240L102 239V238H105V239H108V237L109 236H111L112 238H113V240H112V242H111V246L112 247H109V248H107L109 245H107V247H106V253L105 252H103V251H98L97 253H96V256L95 255H93V256H95V259H96V257H98L97 259H96V262H95V259H94V261H92V263L93 264H123V257L122 256H124V254H125V252H126V250L128 251V253H127V262H129L130 264H140V262L142 263L143 261V264H148L149 262H148V260L146 261V259L148 258L147 256H149V258L151 257L149 254L147 255V256H145V257H147V258H145V260H144V258L143 257H139V259H134V258H132L135 254L132 252V253H129V249H127V247H126V249H125V243H126V241H124V237L125 236H123L122 234H121V232L120 231H122L123 230V228L124 229H126V227L127 228H129L128 226H130L131 227V224H129L128 222H123V220H120L119 218H117L115 215H117V216H119L118 214H109V213H107V210H108V212H111V210H112V212L113 211H115V210H120V207L122 206V211L124 210V206H123V203H121V202H123L124 201V198H123V196L122 195H124V197H125V199L126 198H128V197H130V196H127L126 194L128 193H126V190L125 189H128L130 192H131V190L133 189V190H135V192H137L138 191V193H139V197L140 198H144L143 200H147V199H150V200H148V203H147V207L150 209V211H151V213L154 211H156L157 210V213H158V211H159V213H162L161 212V210L162 211H165V210H168V211H165V213L166 212H168L167 214L169 215V214H171L172 213V216L174 215L175 216V219L176 220H179V221H181L180 220V213H181V210L183 211V210H185L184 211V213L185 212H187L188 213V215L186 216V217H184L185 218V221H184V226H182L181 228H180V236H178L177 238L178 239H176V243L172 240H170L171 241V243L167 246L168 248H164L161 252H160V254L157 256V259L158 258H160V256L162 257V259H164V260H166L165 258H169V260L171 259L172 260V258H173V256H174V251L176 250L177 252L178 251H180L181 252V249L183 250L182 252H185L186 254H187V256H189L188 258L191 260V262L193 263V264H230V262H232V260L234 259V258H237V259H240V261H241V264H248V262H249V258L250 259H252L253 257L255 258V256H257V255H259L260 256V258H259V260H258V258H257V264H264V219H262L261 220V218H260V220L259 219H256V220H253V218L252 219H249L248 218V220H250L249 222H250V226L251 225H255V228H249V230L248 229H239V231H240V235L239 236H236L235 237V239H234V236H233V234L234 233H231L230 231H232L233 232V229L234 228H237V226L238 227H242V226H245L246 224H245V220L243 219V220H235V219H232V217H231V215H228V214H230V213H228L227 212V214H226V212L224 211V213H222V214H220L221 212H223L221 209H222V207H220V204H219V206L218 205H216V206H218V207H220V209L218 208V209H214L215 208V206L213 207V209H212V211H209V210H211V208H208V206H207V204H204V202L205 201H202V202H200L199 200H198V202L196 201V199H195V201H194V198H193V195L189 192V193H187L189 190H187L186 189V187L183 185V181L181 182V183H175V182H172L171 180V176L173 175V176H175V173L172 171V168L170 169V168H168L169 167V165L167 166H164L162 169H160L159 170V173H155L154 174V171H153V168H152V166H149V164L147 165V164H145L146 162H143V161H140L139 159H137L136 157L140 154V153H142V151H145L146 150V148L147 147H149V142H151L152 141V137H151V135H150V133L148 132V131H146L148 134L146 135L147 137H146V140L142 143L143 145H141V146H143L142 148H140L141 146H139L137 149H135L134 150V146H135V144H134V141L135 140H131V142L128 144H126V143H124L125 142V140H127V138L124 136V135H120L119 133V135L120 136H118L117 135V140H116V138H111L112 136V133L111 134H107L106 132H103L102 130L100 131V132H103V134L105 135V137H107V138H109V142L110 141H112V143H113V145L114 144H117L116 146H119L120 147V151H119V154H118V151H116V153H117V155L118 156H121L120 158H121V160H119V161H121V162H119V163H122V164H120L119 165V167L116 165V164H118V163H116L115 165V167H114V170L112 171L111 169L113 168H110V169H108V170H111V171H108V170H106L108 173H107V180H106V178H105V182H104V184H99L98 183V181H100V180H98V181H94L92 178H91V181H90V183H89V185L87 186V195H84L85 193H83L82 195H84V196H82L83 198H81V196L79 197V199L82 201V202H80V200L78 199V198H76V192L75 193H73V195L71 196V198L73 199V198H75L76 200L78 199L79 200V203H80V205H82L81 207H82V209H83V207H84V210L86 211H83L82 210V212L80 211V213H82V214H80V213H78L79 215H80V217L78 216V214H76L77 216H78V218L77 217H75L76 215H74L75 213H73V215H71V214H66V208H65V204H64V202H63V200H62V198L60 199V198H57V200L55 199V198H53L52 197V194L53 193H51V197L53 198V199H55L56 201H54L53 199V201L55 202H53L52 200H51V198H50V200L53 202V204L55 205V207H58V208H56L57 209V215H56V217L57 218H55L54 216H55V214H56V212L54 213V211H51V209H50V206L51 205H48L47 204V200H49V199H46L45 198V196L47 195V194H50V193H47L46 194V192L47 191H49V190H47L51 185H47V183H46V181L48 180V174H46L45 173V169L42 167V162L40 163V162H34L33 160H30L29 159V157H26L27 156V153H24L25 152V150H24V148L23 147H21L22 146V144H24V143H22L21 145L18 143V142H16V140H15V137H14V134H13V132H14V130L12 129V127L11 128H9ZM83 127H85V126H83ZM100 127V128H99ZM115 127V126H114ZM171 127V126H170ZM218 127V128H219ZM220 127V128H221ZM1 128V127H0ZM7 128V129H6ZM81 128V129H80ZM88 128V127H87ZM88 128V129H89ZM99 128V129H98ZM107 129V128H106ZM98 130V131H97ZM201 130V131H200ZM1 131V130H0ZM5 131V132H4ZM69 131V132H70ZM118 131V130H117ZM205 131V134L204 133H201V132H204ZM89 132V133H88ZM100 132H99V134H100ZM119 132H123L122 130H120L119 129ZM151 132V131H150ZM34 132H33V130H32V134H33ZM106 133V134H105ZM218 133H219V135H218ZM223 133V134H222ZM91 137H89L88 135ZM102 134V135H103ZM182 134V135H181ZM210 134H211V136L214 134V135H217L218 137H220V138H225L226 139V137H227V139L228 140H231V138L233 139V142H235V140L238 142V145H240V147H241V149H243V150H240V153L242 154V155H244L245 154V156L246 157H244V156H242V158L240 157L239 158V156L238 157H231L229 154H228V149H227V151H226V149H224V148H226V147H220V146H218V143H211V144H208V137L210 136ZM222 134V135H221ZM89 137V139H88V137ZM107 135V136H106ZM209 135V136H208ZM232 135V137L230 138V136ZM0 136V137H1ZM94 136H96V135H94ZM35 137H36V135H35ZM85 137H86V140L88 139V141H84L85 140ZM194 137L192 138V139H194ZM229 137V138H228ZM33 138V137H32ZM111 138V139H110ZM191 138H189V139H191ZM1 139V138H0ZM106 139V138H105ZM115 139V140H114ZM132 139H135V138H132ZM175 139V138H174ZM173 139V140H174ZM196 139V140H197ZM226 139V140H227ZM235 139V140H234ZM171 140V139H170ZM173 140H171L170 141V143L173 141ZM82 141L84 142V143H82ZM106 141H108V140H106ZM169 141V140H168ZM167 141V142H168ZM197 141V142H198ZM237 142H235L236 144H237ZM259 142V141H258ZM86 143V144H85ZM95 143V144H94ZM111 143V144H112ZM173 143V142H172ZM240 143V144H239ZM18 144L20 145L19 147H18ZM26 144V143H25ZM79 144H83V146H81V145H79ZM151 144V143H150ZM79 145V146H78ZM93 145H91V146H93ZM3 146V145H2ZM24 146V145H23ZM78 146V147H77ZM88 146V145H87ZM90 146V145H89ZM97 146V145H96ZM258 146H260L261 147V145H259V143H258ZM21 147V148H20ZM98 147V146H97ZM9 148V149H8ZM11 148V149H10ZM89 148V147H88ZM135 148H136V146H135ZM140 148V149H139ZM143 148H145L144 150H143ZM169 148V147H168ZM190 148V147H189ZM223 148V149H222ZM228 148V147H227ZM262 148H263V146H262ZM26 149H28V148H26ZM70 149V148H69ZM83 149V148H82ZM85 149H87V147L85 148ZM101 149H102V147L101 148H97V149H95L94 150V152L92 151L91 152V154L93 155V156H96V155H100L101 156ZM11 150V151H10ZM22 150V151H21ZM89 150H90V148H89ZM92 150H93V147H92ZM115 150V149H114ZM142 150V151H141ZM170 150V149H169ZM211 150L214 152V156H212L211 154H213V153H210L211 152ZM26 151H28V150H26ZM74 151V152H73ZM102 151H103V149H102ZM8 152H10L9 154H8ZM11 152H12V154H11ZM14 152V153H13ZM18 152V153H17ZM19 152H20V156L22 157H24L22 160L23 161H21L20 159H21V157H19ZM21 152H22V154H21ZM29 152V151H28ZM89 152V151H88ZM4 153V154H3ZM23 153H24V155H23ZM138 153V154H137ZM239 153V154H240ZM249 153V152H248ZM17 154H18V156H17ZM29 154V153H28ZM91 154H90V156H91ZM137 154V155H136ZM4 155H5V157L6 158H2V156L4 157ZM7 155H9V156H7ZM33 154H30V158H32L33 156H32ZM134 155H136L135 157H134ZM89 158H88V157ZM199 156V157H198ZM9 157V158H8ZM195 157V158H194ZM8 158V159H7ZM18 158V159H17ZM96 158V157H95ZM134 158V159H133ZM0 159V160H1ZM4 159H7L8 161H6V160H4ZM16 159L19 161H21L20 163H21V165H23L24 166V168L25 169H23V170H25V171H21L22 170V168L23 167H21L20 166V168H21V170L20 169H17V170H19L20 172L18 173V171L16 170V168L18 167V165H19V162L18 161H16ZM69 159V160H68ZM90 159V160H89ZM137 159V160H136ZM27 161L25 164L23 163L24 161ZM73 160V161H72ZM219 161H221V162H219ZM226 161H228V162H226ZM249 161V162H248ZM18 162V163H17ZM73 163V164H71V163ZM91 162H93V164L91 163ZM142 162H143V164H142ZM218 163V164H215V163ZM226 162V163H225ZM23 163V164H22ZM98 163V164H97ZM103 163V164H102ZM140 163H141V165H140ZM221 163V164H220ZM0 164V165H1ZM74 164H76L77 166H75ZM229 164V165H230ZM6 166V165H10V166H6V167H4V166ZM41 165V166H40ZM70 165H68L69 167H70ZM90 165L92 166V167H90ZM100 165L98 166V168L100 167ZM216 165H218V168H215V166ZM220 165H222V166H220ZM244 165H245V167H244ZM17 166V167H16ZM231 166V165H230ZM1 167H3V168H1ZM87 167V168H88ZM104 167V168H103ZM102 167V169L103 170H105V169H107V168H105L106 166L104 165ZM206 167H208V169L206 170V171H204L205 169H206ZM217 167V166H216ZM19 168V167H18ZM44 170H43V169ZM97 168V169H98ZM133 168V169H132ZM134 168H135V170H134ZM205 168V169H204ZM97 169H96V172H98L97 171ZM100 169V168H99ZM244 169V170H245ZM29 170H31V171H29ZM89 170V171H88ZM134 170V171H133ZM200 170V171H199ZM243 170V169H242ZM2 171H3V173L6 171V173H4V175H3V177H2ZM8 171V172H7ZM10 171V172H9ZM27 171V172H26ZM28 171L30 172V173H28ZM44 171V172H43ZM88 171V173H86ZM94 171V170H93ZM152 171H153V173H152ZM204 171V172H203ZM246 171V172H245ZM244 171V174H242V178H244L243 180H242V182L239 184H237V183H229L228 185H231V184H233V185H239V186H243L242 188H244V189H238L239 191H240V194L242 193V195H244L245 197L247 196L248 198H249V200H250V195L251 194H257L258 192L260 193V189L261 188H263L264 187V173L262 172V170L259 168V166L256 164V165H248V167H247V169ZM248 171V172H247ZM76 172V171H75ZM101 172V169L99 170V172L98 173H100ZM109 172H113L115 175H113V176H111V175H109ZM134 172V173H133ZM135 172H137V173H135ZM19 174V176H18V174ZM22 173V174H21ZM25 173H27L26 175H24ZM94 173V172H93ZM97 173V174H98ZM103 173H104V171H103ZM106 173V172H105ZM118 173V174H117ZM242 173V172H241ZM240 173V174H241ZM248 173V174H247ZM20 174L23 176V177H25V178H22V176H20ZM112 174V173H111ZM250 174V175H249ZM18 177H16V176ZM106 175V174H105ZM109 175V176H108ZM203 175H205V174H203ZM179 176V175H178ZM211 176V175H210ZM10 177H12V178H10ZM20 177V178H19ZM119 177H121L120 179H121V183L119 182H117L116 181V179ZM170 177V178H169ZM240 177V176H239ZM8 179V178H10V179H8L7 181H5V179ZM29 178V179H28ZM135 178H136V180H135ZM149 178V179H148ZM151 178H153V179H151ZM155 178V179H154ZM157 178H159L158 180H157ZM209 179H210V177H208ZM241 178V179H242ZM21 179V180H20ZM30 181V179H31V181H33V183L34 184H32L31 182V185L29 186L28 185V187H29V189H28V187H27V184L28 183H26L28 180ZM147 179H148V181H147ZM12 180V181H11ZM83 180H84V178H83ZM118 180V179H117ZM134 180V183H132V181ZM153 180H155L156 182H154ZM182 180V179H181ZM252 180H254L253 182H252ZM85 181H87V180H85ZM83 182V181H82ZM116 182V183H115ZM153 182H154V184H153ZM159 182V183H158ZM172 182V183H171ZM180 182V181H179ZM85 183V182H84ZM119 184V186H122L121 188H119V187H117L118 186V184ZM155 183H157V184H155ZM185 183V182H184ZM121 184V185H120ZM144 184V185H143ZM161 184H164V187H163V185H162V188H161ZM9 185V186H8ZM166 185H168V187L166 186ZM12 186V185H11ZM144 186L146 187V188H144ZM1 186H0V189L2 188ZM25 187H24V189H25ZM48 187V188H47ZM143 187V188H142ZM261 187V188H260ZM32 190H31V189ZM141 188V189H140ZM166 188H167V190L168 189H170L169 191H167L166 190ZM246 188V189H245ZM252 188V189H251ZM5 189V190H4ZM131 189V190H130ZM254 189V190H253ZM256 189V190H255ZM257 189H259V190H257ZM28 190H30V192H31V194H32V196H30V193H29V191ZM132 190V192H134ZM143 190L144 191H146L145 192V194H144V192H143ZM13 191V192H12ZM24 191V190H23ZM33 191V192H32ZM36 191V192H35ZM140 191V192H139ZM141 191H142V193H143V195L141 194ZM167 191V192H166ZM238 191V192H239ZM73 192V189L71 190L70 189V194ZM35 193V194H34ZM95 194V196H96V198L95 199H93V200H90L89 199V194ZM126 193V194H125ZM137 193V194H138ZM176 193V194H175ZM178 193V194H177ZM258 193V194H259ZM23 194V193H22ZM38 196H37V195ZM67 194V193H66ZM75 194V195H74ZM129 194V193H128ZM136 194V195H137ZM192 196H191V195ZM261 195H262V193H260ZM13 195V196H12ZM35 195V196H34ZM45 195V196H44ZM133 195V194H132ZM145 195V196H144ZM241 195V196H242ZM261 195H259V196H261ZM23 196V195H22ZM48 196V195H47ZM67 197H66V201L68 202L69 200H70V197H69V195H66ZM73 196H75V197H73ZM134 196V195H133ZM132 196V197H133ZM244 196H242V197H244ZM259 196H257V197H259ZM30 197H34L35 199H31ZM49 197V196H48ZM137 197V196H136ZM145 197H148L147 199L145 198ZM262 197H263V195H262ZM28 198H30V201L32 200V202H33V204H32V202L31 203H28L29 202V200H28ZM138 199L137 201H139V202H137L135 199V201L137 202V203H135L134 204V206H135V208H137V209H140L141 207L140 206H142V205H144L145 204V202L144 201H142L141 199ZM151 198H153V199H151ZM120 199H122V200H120ZM258 199H260V197L258 198ZM264 199V198H263ZM248 202H249V200L248 199H246ZM75 201V200H74ZM141 201V202H140ZM152 201V202H151ZM262 201H263V203H262ZM12 202V201H11ZM26 202L28 203V204H26ZM51 202V203H52ZM49 203V202H48ZM85 203H89V205L88 204H86L87 206H88V210H87V207H86V205H83V204H85ZM206 203V202H205ZM261 203L262 204H264V200H261ZM12 204L14 205V203L12 202ZM52 204V205H53ZM33 205V206H32ZM14 206H16V205H14ZM89 206L91 207V208H89ZM120 206V207H119ZM24 207V208H23ZM119 207V208H118ZM126 207V206H125ZM143 207V206H142ZM147 207H146V210L148 211V213L150 212L148 209H147ZM151 207H153L154 209H153V211H152V209H151ZM194 207H196L195 209L197 210V211H195V209H194ZM210 207V206H209ZM51 208H52V206H51ZM54 208V207H53ZM93 208H97V210H98V218L97 219H95L94 220V222H91V214L93 213L92 211V213L89 211V209H93ZM116 208V209H115ZM145 208V207H144ZM183 208V209H182ZM209 210H208V209ZM156 209V210H155ZM169 209L171 210V213H169ZM110 210V211H109ZM142 210H143V208H142ZM220 211V212H216V211ZM8 211V212H7ZM20 211V210H19ZM51 211V212H50ZM59 211V212H58ZM121 211V212H122ZM138 211V210H137ZM147 211H145V212H147ZM213 211H215V212H213ZM264 210H262V212H263ZM84 212L86 213V214H84ZM88 212H90V213H88ZM106 212V213H105ZM195 212H196V214H198V213H200L201 214V216H202V218L201 217H199L200 216V214H199V218L201 219V220H203L202 222V224H201V221L199 220H197V219H195L196 217H197V215L195 214ZM14 213H15V217H14ZM18 213V212H17ZM50 213H52L50 216L51 217H54V218H51L50 216H49V218H48V215L50 214ZM54 213V214H53ZM125 213V212H124ZM143 214H145L144 212H142ZM150 213V214H151ZM156 213V212H155ZM164 213V215H167V214H165ZM183 213V212H182ZM28 215V217H27V215ZM94 214L96 215V213L94 212ZM106 214H109L108 216H110V217H106V219H105V216H107ZM126 214V213H125ZM139 214H141L140 212H139ZM150 214H147V215H150ZM21 215L23 216L22 218H21ZM54 215V216H53ZM69 215H71V216H69ZM93 215V214H92ZM123 215V214H122ZM146 215V214H145ZM154 215V214H153ZM195 215V216H194ZM99 216H100V218H99ZM140 217H141V215H139ZM144 216V215H143ZM152 216V215H151ZM157 216V215H156ZM159 216H160V214H159ZM170 216V215H169ZM2 217V218H1ZM93 217H94V215H93ZM120 217V216H119ZM140 217H139V219H140ZM146 217H149V216H146ZM145 217V218H146ZM153 217H155V216H153ZM165 217V216H164ZM168 217V216H167ZM223 217V218H222ZM10 218H11V220H10ZM52 220H51V219ZM263 218V217H262ZM13 219V220H12ZM50 219V220H49ZM55 219V222H57L56 221V219H59V221H60V224H58L59 225V227L61 228L60 229V231L57 229H55L56 227H58V225H57V223H55L53 220ZM100 219V220H99ZM103 219H104V221L106 220V221H108L107 223H106V221L104 222V223H106V224H104L103 225ZM142 219H144V217L143 218H141V220H138V221H141V222H143L142 221ZM222 219H224V221H221ZM246 220H247V218H245ZM53 221L54 222V224H53V222H52V224L51 223H49V222H47V221ZM196 220L198 221V222H200V223H198L197 222V225H200L201 227H198L197 225V227L198 228H200L199 230L198 229H196V226H195V224H196ZM259 220V221H258ZM18 221L20 222V223H22V222H25V223H27L25 226H26V228H25V230H24V232L26 233V234H23L24 232H23V229L21 230V225L18 223ZM59 221H58V223H59ZM102 221V224L100 223ZM141 222H138V223H140L141 224ZM194 222H195V224H194ZM249 222L247 223V224H249ZM19 225H18V224ZM252 223V224H251ZM2 224V225H1ZM4 224H6V225H4ZM8 224V225H7ZM12 224H14V225H12ZM54 225H56V226H54ZM96 226V227H94V226ZM108 226V227H106V226ZM123 225V226H122ZM21 226V227H20ZM54 226V227H53ZM92 226H93V228L95 229V228H97L96 230H93V228H92ZM100 226H103L102 228L100 227ZM139 226V225H138ZM249 226V227H250ZM100 228V230H98L99 228ZM140 227H142L141 225H140ZM252 227V226H251ZM1 228V229H2ZM8 228V227H7ZM143 228V227H142ZM198 230V231H197ZM236 230V229H235ZM6 231H8L7 229H6ZM6 231H3V233L4 232H6ZM1 233H2V231H0ZM83 232V233H82ZM2 233V234H3ZM6 233H10V232H6ZM81 233L82 234H85V238H87V239H85V238H82L81 237ZM25 235V236H24ZM87 235V236H86ZM235 235V234H234ZM12 236V237H13ZM36 236H38L39 237V240H38V237H36ZM77 236H79L80 238L79 239H77L78 237ZM115 236H117L116 238H115ZM33 237H34V239H36V240H34L33 239ZM77 237V238H76ZM238 237V238H237ZM237 238V239H236ZM83 239H85V240H83ZM174 239V240H175ZM2 236L0 235V248L2 247V245H3V243H2ZM180 240V241H179ZM43 241V242H42ZM38 242V243H37ZM114 243V244H113ZM172 243H174V244H172ZM125 244V245H124ZM174 245V249H173V247H172V245ZM101 245V244H100ZM124 245V246H123ZM184 247H183V246ZM80 246H81V250H80ZM180 246V247H179ZM181 246L183 247V248H181ZM105 247V246H104ZM51 248H53V247H51ZM130 248V247H129ZM173 250H171V249ZM179 248H181V249H179ZM107 249H110V250H107ZM165 250V251H164ZM21 252V253H20ZM82 252V253H81ZM173 254H172V253ZM179 252V253H180ZM103 253H105V254H103ZM124 253V254H123ZM159 253V252H158ZM233 253V254H232ZM48 255H50V253H47ZM99 256H98V255ZM171 254V255H170ZM51 255L47 258V257H40L37 261H36V258H34V259H32V261L35 263V264H50V261H54L55 262V259L57 260V257L55 258V256H54V258H52L51 257ZM56 255V256H57ZM126 255V254H125ZM167 255H169V256H167ZM233 255V256H232ZM30 256V257H29ZM34 256V257H33ZM262 256V257H261ZM50 257L53 259H51L50 260ZM172 257V258H171ZM26 258V259H25ZM38 258V257H37ZM47 258V259H46ZM168 258H167V260H168ZM256 258L255 259H252V260H256ZM28 259V260H29ZM44 259H45V261H44ZM100 259V260H99ZM162 259H159V261L161 262V264L163 263L162 262ZM98 260H99V262H98ZM163 260V261H164ZM166 260V261H167ZM248 260V261H247ZM15 261V262H16ZM58 261H56V263L58 264ZM155 261V260H154ZM165 261V262H166ZM28 262V264H29V262H30V264H31V261L29 260V261H27ZM27 262L25 263V264H27ZM32 262V263H33ZM148 262V263H147ZM158 262V261H157ZM164 262V263H165ZM171 262V261H170ZM172 263V262H171ZM170 263V264H171ZM1 264H2V262H1ZM51 264H53L52 262H51ZM55 264V263H54ZM156 264H158V263H156ZM160 264V263H159ZM167 264V263H166ZM173 264V263H172ZM256 264V263H255Z\"/></svg>",
    "mask_w": 264,
    "mask_h": 264
}]
</instances>
